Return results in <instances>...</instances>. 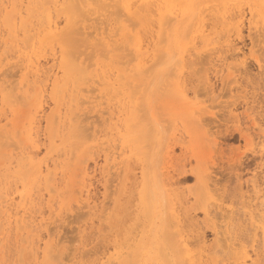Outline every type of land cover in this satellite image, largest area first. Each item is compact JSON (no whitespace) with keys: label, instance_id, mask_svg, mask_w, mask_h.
<instances>
[{"label":"rangeland","instance_id":"rangeland-1","mask_svg":"<svg viewBox=\"0 0 264 264\" xmlns=\"http://www.w3.org/2000/svg\"><path fill=\"white\" fill-rule=\"evenodd\" d=\"M10 1L11 0H8V2L6 0L5 1L3 0L0 3V7L3 9V6H6L7 4L8 5L11 4ZM20 1L21 2L23 1L21 5L24 4L21 9L22 11H24L25 6H27L26 4L27 0L25 3H24L25 0H13L12 5L14 6L15 11L17 8L20 7ZM125 1L126 0H122V1L105 0L104 2H101L100 0H90L91 2L90 5L85 7H80L79 9H77V12L73 11L71 7H68L67 2H65V4L59 3L58 6L56 7L52 6L51 10L53 12L51 11L52 13L51 15L53 19L54 20L58 19V21H60L59 30L57 31L56 35L53 37L52 40L46 39L44 36H42V34L39 31L40 30L39 26H37L39 25V21H41L43 18L42 15L40 14V12L42 13L43 5H41V1L39 0L36 1L28 0L29 3L27 2L29 4L28 7H30V9L31 7H33L34 9V10L32 9L31 11L33 16L31 15L32 18L30 16L29 19L31 21L33 19L35 20L32 21L34 24L31 22V25H33L32 27L33 29L30 30L29 32L30 37H32L29 38L30 40L27 38V36L25 35L23 36L20 30H17L18 32H16L13 38L11 35L12 39H10V37H7L8 35L10 36V34L7 33L8 30L6 28V25L2 24L3 21L1 18L3 17L0 16L1 19L0 23L3 25V26L0 25V50L1 52L2 50L4 52V49H2L1 47H3V45L5 44L4 48H6L5 46L7 45V42H9L10 45L9 48L8 46L7 48L10 50L8 51L6 48L5 51L7 50L6 52H8L9 55L12 54L11 57H8L9 55L8 54H7L8 56L5 55V52L4 53L0 52L1 54H4L5 57L7 56L6 58H4V55L1 56L0 54V58L1 57L4 58V60L1 59L2 61H0L1 62L0 72L2 70V72L0 73V89H5L6 90L5 93L7 94L8 91L10 92L9 89L16 86V88L14 87L15 90L13 88L12 89L17 94V96L19 95L24 96L22 97L24 98L23 101L24 100H26L27 102L29 101V103L26 102L21 103L20 101L19 103L16 104L15 100L17 99V96L15 97L16 99H14L15 96L14 95L13 97H10L13 103H11V105L5 103L6 105H9L8 107H6L4 102L7 101L8 103L9 100L6 99H8L9 97L6 96L5 99L4 96L6 94L3 93L2 90L0 91V108L2 111V112L0 111V117H1L0 119L1 122L3 119L8 120L7 125L5 124L3 125V127L0 126L1 128L0 159H2L3 157L4 158L9 157L8 159H5V161L3 160L4 162L3 161L0 162V165L2 164V166L6 164L5 169L4 166L3 167L0 166V169L1 168L4 169L3 171L5 173H7L8 171V174L3 173L2 170L0 171V176L2 175L4 176V178H6L5 180L1 176L2 178L0 182V187H1L0 195L1 194L4 195V193L6 195V193H8L7 195L9 196L10 194H12V196L10 195V197H7V195L4 196L7 198L3 197L4 198L3 200L0 197L1 198L0 201H4L3 202L4 204H7L6 202H8V206L6 205L7 208L3 203H2L3 205L2 204L0 205L3 206L2 208L0 207L2 210H4V207L7 209V210L5 209L6 211L0 210L4 214L3 216V214L0 212V220H1V216L4 218L1 220L2 222L0 221L2 223V224L0 223V227L2 226L0 230L4 229L6 231V232L5 231L2 232L3 230H1L2 233L0 232V236L2 235L0 237V249H2V251L4 250L6 251V252L5 251L2 252L0 250V264L3 263L4 264H48V263L49 264H59V263L186 264L185 248L186 250L190 249L189 253H191V255L193 254L194 260L198 259L197 261H200L202 259L200 261L202 262V264H204L203 262L207 263V260L210 261L208 262V264H211L213 261L211 259L212 257H214L213 259L217 257L215 260L219 264H222V262H224L225 264H234L236 261L237 263H239L243 259L242 257L244 255L243 253L244 251L246 252L248 251L250 260H252L253 258L255 259L256 257H258L257 255H259V257L256 259L257 260L256 262H259L258 264H264V230H263L264 221L260 220L264 218L263 217L264 214L261 213V212L264 213V168H263L264 167L263 166L264 165V132H261V134L260 132H257L258 128L264 130V27H263L264 0H204L206 1V4L202 3V0H193V7L187 6L188 8L184 13L185 15L182 14L181 16H179V18H177L173 24H171L170 20L167 19H165V21L163 20L162 27L159 24V15L157 11H153L150 13L146 11L145 14L141 0H131V1H135V8L140 13L138 18H135L136 16L131 17L132 18L131 21L130 16L127 17L128 15L125 13L123 8V4ZM38 2L40 3V5L38 4ZM31 3L34 4L32 5ZM171 3L169 7L172 6L175 7L173 5V3L175 4V0L174 2L172 0ZM223 4H225L227 7L233 8L232 12L235 11L237 12L238 9H241V11L244 13L243 15L245 16L243 18H240L241 20L243 19L241 23L242 25L240 24L241 37L238 36L239 37L238 38L237 35L233 33L234 31L233 28H231V24L230 27H226V26L224 27V25L223 26L220 25V28H219V24H217L214 29H217L219 31L218 33H216V30L215 31L213 30L212 33L209 31L207 32L206 30L205 34H209V36L213 35V39L217 37L218 39L216 38L217 40L216 39L214 40H216V42L219 40L218 41L219 43L218 42L215 43L213 39H212L213 43L210 40H209L210 42H207L208 40L204 41L208 39L207 37L201 39L199 42L196 41L200 39L199 37L198 39L196 38L193 41L192 37L196 35V33L193 32L194 29L191 27H193L192 25L196 23V20L195 21L192 20V17L194 18V15L196 13L195 9L198 8L204 9L210 7H219L221 9ZM233 5L236 8H234ZM249 5L254 6L253 11H255L254 12L255 14L253 15V18L250 17V14L248 12ZM7 8H10V5ZM177 8L178 7H175V9ZM160 11H163V8L160 9ZM1 12L3 13V11ZM1 12L0 14H2ZM69 14H71L72 17ZM34 15H38V16H34ZM70 17L71 20L69 19ZM126 17L128 18V20ZM133 19L136 23L133 21ZM138 19H140V21H137ZM195 19L197 18L195 17ZM249 19L250 22H253L250 25L251 27L253 25L254 29L253 27L252 28L249 27L250 26L248 24ZM209 20L210 19L208 16H206L204 19V23L207 25L206 27L207 29L210 25H212ZM190 21L191 22L193 21L195 23L192 22L193 24L192 23L189 24ZM128 22H131V24ZM156 23H158L159 27ZM188 24L189 26L191 25L190 26L191 29L189 28L190 32L186 29L187 28L186 25L188 26ZM195 25L197 26V24ZM228 25L229 24H227V26ZM179 26H181V28ZM196 26H194V28ZM256 27H258L257 29L259 30L255 29ZM123 28L125 31L122 30ZM159 28H161L162 30L161 29L159 30ZM228 28H231L232 31L231 30L229 31ZM172 29H174V31ZM184 29L189 32L188 33L189 36L184 35L185 34V32H183L185 31ZM251 30L253 31L250 32ZM255 30H257L258 32ZM37 31L41 34L40 36H37L38 35ZM145 32H147L148 34ZM152 32L155 33L154 36ZM156 32L159 33L157 34L158 36L156 35ZM5 33L7 34V36L5 35ZM32 33L34 35H32ZM128 33L129 34L131 33L130 36H132L133 33L134 35L132 37L133 39L136 40L138 38H140V40L142 39L141 42H142L143 50H141V52L143 51L145 55L144 56L141 54L144 57L143 60L145 62L144 66L141 68L142 71L144 70L143 68H145L146 66L149 65V63H151V61H153L152 63L154 64V57H155L154 51L157 52L155 57L157 59V60L155 59L157 61V62L155 61L156 64H154L153 66V64L151 63L149 68L147 70L145 69L146 72L145 70L142 72L140 70L137 71L134 69L133 71H135V73L134 74L132 73L131 69L136 67L135 61L136 60L138 61L139 57L135 55L136 52L134 53L135 51L134 41L136 40L131 39L133 42L132 41L130 42L129 38L131 37H129ZM191 33L193 34L191 35ZM250 33H252L251 36ZM29 34L27 35L29 36ZM2 35L3 36L5 35L6 37H3ZM137 35L138 38L136 37ZM149 36L151 37L147 38ZM161 36L163 38L160 40V42H158L160 39L159 37ZM184 36L187 38L184 39ZM26 38L28 39V42ZM37 38L39 39V42L36 41ZM16 39L19 42H16ZM23 39L26 40L22 42ZM148 39L151 40V43ZM250 39L251 40L254 39L255 41L253 40L254 42L252 41L253 43H251ZM2 41L3 42L6 41V42L3 43ZM195 41L197 43H195ZM229 41L230 44L232 43L233 45L232 49L229 45ZM25 42L27 43V45ZM233 43L235 44V46L237 45L238 48L237 47L235 48ZM199 44L203 45V47L200 46ZM215 44L217 45V48L220 50H217V48L214 46ZM148 45H150V47L152 45L151 48H153L154 45L155 48L151 50L149 49ZM210 47L211 49L209 50ZM184 48L186 51H184ZM14 49H15V53H13ZM189 49L192 50V52ZM194 49L196 50L194 51ZM188 50L193 54V56L194 55L196 56V60L194 59L195 56L193 58L192 54L187 53L189 52ZM200 51H202V53ZM207 51L208 54H210L209 56L206 53ZM215 51L217 52L215 53ZM151 52L154 54L151 55L152 54ZM204 52L206 54H203ZM186 54L188 55L189 58L184 56ZM199 54H201V56H199ZM27 55H30V58L32 57L31 60L33 61V63L35 62L34 66H36L37 69L41 68V70L37 71V73L35 74L36 77H38L37 75L41 73V75H39L40 78L38 77L37 79L35 77L34 79V76L32 77L31 75L33 70L25 67L26 65L25 63H27L26 61ZM148 55H151L149 56L150 60L148 59L149 58ZM189 55H191V57ZM37 56L38 57L40 56V58H38ZM152 56L153 58H151ZM20 57L23 59V61ZM197 57L202 59H199ZM255 57L259 59V64L262 63L260 67L257 66V63L255 62L256 61ZM34 58L35 61L33 60ZM37 58L40 62H38ZM178 58L180 59L181 63L177 62ZM186 58L189 59V62H191V59L193 58L194 60L192 61V63L195 64L190 66L187 63L188 61L186 60L188 59ZM243 58H245L244 59L245 60L244 65L246 63L245 68L243 66V63L241 64ZM185 61L186 63L184 64ZM2 62L5 64H2ZM178 63L179 65H177ZM38 64L40 65V67ZM76 64L79 66L81 65L82 68L81 70L84 72L85 69V73L81 71V73L77 75L73 73L74 74L73 75L71 72V69L73 67L69 65H76ZM21 65L23 68L21 67ZM181 65L182 68L180 69ZM60 66L61 68L65 69V71H67L66 72L67 74L68 73L70 74V75L68 74L69 76L66 74L67 79L65 78L66 80H68L69 78V80L67 81L68 84L65 83L66 80L65 82L62 83V84H67V86L69 87L66 88L65 86L64 88V85L62 86V84L60 83L58 87L55 88L53 86L52 88L51 83H54L53 78L59 75V73L61 74V72L57 71L60 68ZM183 66L185 67L186 70H184ZM187 66L192 67V71ZM229 66L230 68L228 69ZM186 67L190 70V73L188 72L189 70ZM223 67H225L226 69ZM234 68L236 71H234ZM240 68L244 69V72L243 70L239 71L238 69ZM227 69L229 72L226 71ZM27 71H29V73ZM42 71H44L46 75L48 74V76L44 75ZM56 71L58 72V74L56 73ZM110 71H112V73ZM180 71H182V73L180 74L184 78L183 80L185 85L182 84L180 85V83H178L179 78H177L176 75H178V72ZM53 72H55V74ZM51 73L52 75L49 76V74ZM25 75L26 76L28 75L27 76L28 78ZM72 75L74 76V78H72ZM109 75L110 78L112 77L111 79L108 78ZM136 75H139L140 77ZM187 75L190 76L187 77ZM24 76L27 79H25ZM41 76L45 77L46 79L44 78L42 80ZM105 76L108 78L107 80ZM47 77L48 78L50 77L49 78L50 82L49 80L47 81L48 79ZM32 78L34 79L35 83ZM253 78H256L254 79V82L252 81ZM39 79H41L42 81ZM127 79L130 80L132 83H130V81L128 82ZM26 80H29L30 84L33 83L31 85L32 87L28 86ZM76 80L78 83L76 82ZM108 80H110L111 83L108 82ZM71 81H73L72 82L73 85H71ZM188 81L190 83H188ZM17 82L18 85L16 84ZM22 82L27 84L25 85L26 87L25 86L23 87ZM36 82L41 84L43 87L41 85L39 86ZM246 85H248V87ZM36 86L38 90L40 89V87H42V89L45 91L47 90V93L45 92L46 94H44V92L41 89L39 90L41 92H39L36 89ZM74 86L76 87V89ZM184 86L186 90L188 89L187 91L183 89ZM18 87H21V91L19 90L20 88ZM210 87L212 88L210 89ZM255 87H257V89ZM27 88H29V90ZM70 88H73L74 92L71 91ZM78 88H80V90ZM251 88L254 90H252ZM54 89L55 91L58 89L59 92L56 93V96L53 99L52 97L55 95V91H53ZM64 89H67V91L69 92L65 90L66 91L65 93L63 91ZM75 90H77L78 93ZM179 90L180 91L182 90L181 93H179L180 92ZM184 90L187 92L186 95L184 94L186 93ZM240 90L244 91V93H246L248 97L244 93H243L244 96L242 95V93L240 94L241 92ZM255 90L256 92L254 93ZM34 91L38 93H35ZM62 91L64 92V94H62L63 93ZM30 92L31 93L34 92V93L31 95ZM248 92L251 93V96L250 93ZM67 93L68 95L69 93H72L70 94V96H72L71 98L75 97L78 98L79 100L77 99L75 100L74 98V101L76 103H73L74 101L72 102L71 98L67 97L68 96ZM182 94L183 97L182 98L179 97L182 96ZM7 95H9V93ZM29 95L32 96V98L29 97L30 100L25 98V96L28 97ZM234 95L235 97H237L235 98V100L233 97ZM36 96L37 97L40 96V97L37 98ZM57 96L58 98L63 97L61 100L63 103L60 101L58 105L57 101L59 102V100L57 99ZM64 96H66L67 98L64 99ZM239 96L240 98L242 97L243 99L242 100L240 98L238 99ZM2 98H4V102ZM249 98H251L252 100ZM63 99L64 101H66L67 103L69 102L72 105L71 106L68 103L72 108L71 109L72 112L74 113L76 112L78 114L79 117H77V114L75 113L77 119H75L76 121H74L73 124L74 127L75 126L77 127V123H78L79 124L78 128L75 127L74 129L72 125L69 126V124L65 120H63V114L68 111L67 110L68 108H66L68 104L65 103ZM232 100L235 103L232 104ZM32 101H34V104L31 103ZM77 101L79 103V106H81V108L78 107L79 109L77 108L78 105ZM229 101H231L232 104L230 108H228L230 104H228V107H226L227 106L226 104L227 102L229 103ZM30 104L34 108L29 107L28 109V105L30 106ZM54 104L55 106H57L55 107V111H56L55 116L56 117L58 116L57 119L55 118L54 113L52 115V112L54 111H51L54 109ZM62 104H63L62 106L63 108H61ZM2 105L3 108L5 109L1 107ZM38 105H42V106L40 107ZM203 106L207 109V111H204V113L202 112V110H200V109L203 110L205 109ZM244 106L246 108H244ZM248 106L250 107L251 110L248 109ZM6 108L7 109L10 108L11 110L10 109L7 110ZM40 108H42L43 110ZM227 108L228 109L233 108L232 112L230 113ZM246 109L248 113L246 112ZM60 110H62V112H60ZM194 110L196 111V113H194L195 112ZM241 110L243 115L240 114ZM7 111H9L12 115L9 114V112ZM27 111H29L30 113L32 112L31 113L32 115ZM58 112L60 113L61 116L58 115L59 114ZM199 112L201 114H199ZM1 113L2 114L5 113V114L2 115ZM36 113L38 116L35 115ZM83 113L85 115H83ZM236 113L238 114L237 125L238 128L240 127L241 130L240 132L236 130L237 127L235 126L236 119H234V115ZM6 114H8L9 116ZM80 114L82 115L80 116ZM245 114L248 116H246ZM232 115L233 118L231 117ZM5 116H8V118L7 117L5 118ZM52 116H54L53 117L54 119L52 118ZM86 117L87 119H84ZM247 117L249 120L247 119ZM25 118L26 120L27 118H29V123L28 120L26 123ZM36 118L40 121V122L38 121L39 123H37ZM18 119L19 121L22 122L25 121V122L20 123ZM120 119H122V121ZM4 120L1 124L7 122ZM51 120H55L54 122H52L53 125L56 122V125L54 126L52 125L53 128L55 127L54 128L55 131L53 130V128L52 131H50ZM79 120H81L80 123L78 122ZM123 120L125 122H127L126 120H129V122L127 123L130 126H126L127 123L123 122ZM233 120L235 121V123ZM59 122H61L62 124H60ZM15 124H17L16 125L17 127L14 126ZM20 124L23 125L21 126ZM35 124H37L36 126H39L38 124L41 125L39 126L41 130L37 129L39 127L35 128L36 126L35 127L33 126L34 128H32V130L34 129L32 131L34 135L32 140L34 139L36 141L27 140L25 135V131L27 129L26 126H28L29 128L30 125L32 127V125ZM223 125H225V127H227L228 130L224 129ZM20 127L21 128L24 127V128L21 129ZM65 127L68 128L66 129ZM17 128H18V132L16 131ZM36 131H40V135H38ZM64 131L65 133L62 137ZM6 132H8V137H10V139L8 137H5ZM44 132L46 136H44L45 135ZM52 132H54V134ZM244 132L245 133L249 132L247 134V136L248 135L249 136L243 137L245 135ZM15 133H18L20 136H22L24 133L25 137L23 135L22 138H20V136L18 137V134ZM13 135H15L16 138ZM57 135L61 136L62 138L59 140L60 137H56ZM205 136L207 139L205 138ZM250 136L252 141L248 140L250 139ZM23 137L26 138L24 139V141L27 140L29 146L26 144L27 142H23ZM36 137L38 138L40 137V138L36 139ZM51 137H53L54 140ZM204 138L206 140H211V141L207 142ZM40 139L42 140L41 143H40ZM50 139H52V141ZM20 141L22 144L19 143ZM31 141L33 142L32 144ZM49 141H51V145H49L50 144ZM23 143H25L24 145H27L25 146L26 149L29 147L27 150L31 149L32 151L31 150L27 151L26 149H23L25 148ZM53 144H55L56 150L53 147ZM40 145L42 147L41 149H40ZM18 146L20 147L16 149V147ZM47 147L49 149H47ZM36 148H39L40 152H38L39 149ZM11 149L12 150L14 149L13 150L14 152H12ZM25 151L26 153L28 152V155L34 157L33 166L31 165H26L25 167L24 166L21 167L22 165L20 166V164L25 163V161L23 160L24 157L26 156ZM167 152L172 159H169V157H167L168 155ZM11 153L13 154L12 156L10 155ZM52 153L55 156V159ZM57 153H61L62 155L59 154L60 155L59 156ZM56 154L58 155L57 157L59 159L56 157ZM35 155H37L38 157ZM106 155L107 158L109 159L105 158ZM15 156L16 158L13 159V157ZM22 156L23 158H20ZM17 158L18 159L20 158L19 161ZM46 158L47 160L48 159L49 160L47 161ZM50 158H53L54 160ZM56 158L58 159V161ZM238 158H240L239 161ZM35 159H37V161ZM13 160H15L16 163ZM12 161H13V165L16 166L17 169L15 167L13 168V165L12 166L9 165V162H11L12 164ZM17 161L20 163L18 164L20 167H18ZM40 161H43L42 165L45 164L44 161H47L48 166L51 164V166H49L50 167L49 170L53 168L51 169V172L53 171L52 173H54V179L52 180L53 182L49 180L50 182L46 184L47 182L42 177L40 178L38 177V179H36L37 181H34L36 178L35 166L40 164ZM54 161H57L56 162L57 164L55 163L52 165ZM241 162L244 164H241ZM58 163L59 165L60 164L61 165L59 166ZM85 163L86 165L84 166L83 164ZM259 164L262 167H259ZM81 165H83V167ZM7 166H9V168H6ZM53 166L55 167L57 166L56 167L57 169L54 168ZM84 167L87 168V171H84L86 170V168ZM25 168L26 169L30 168L31 170L28 169L27 171H24L25 173H22V175L20 173V176L18 175V173H16L19 172L18 170H20V172L21 171L23 172ZM11 169L12 170L15 169L16 172L14 170L11 171ZM62 169H64V171ZM11 173L14 174L11 175ZM59 173L61 174V176L59 175ZM132 173H134L135 176ZM23 174L26 175H24L23 177ZM84 174H86L87 176ZM12 176L14 177L17 176L16 180ZM18 176L20 178V181L24 180V183L20 182L19 180L17 181ZM55 176L56 178L58 177V179H56ZM169 176L171 178H169ZM33 177L34 179L32 181ZM9 179H12V181L10 182ZM39 179L40 180L42 179V181L40 182ZM7 180L9 182L8 185H6L7 183L4 184L7 187L1 185L7 182ZM204 180L206 185L207 182L210 183V185H207L206 187V185L202 184L204 183ZM82 181L87 183L85 184ZM9 184L10 186L12 185L14 188L10 187ZM36 184L39 185V187H37ZM51 185L55 186L54 187L55 190L53 187H51ZM2 186L6 190H3ZM18 186H20L19 190L16 189L18 188ZM43 186L50 187L51 188L50 191L53 190L50 193L51 195H53L51 199L48 194L49 188L46 187V189L48 190L46 191L45 187ZM30 187L32 190L35 187L34 189L35 191H33V193ZM11 190L14 191L15 193L12 192ZM142 190L145 192H143ZM21 192H29L30 195L33 196V197L30 196V198L32 197L31 199L33 201H31L32 204H30L31 206L28 211L31 214L30 217H33V219L29 220L30 217H27L28 220L27 218L26 220L28 221V223L30 221L31 225L32 223H34L33 224L34 229L31 227L30 224L29 227L21 228L18 226L20 224L17 223L18 224L17 227H19L18 231L19 233L21 232L22 235L24 236L26 235L29 237L30 232L32 234L33 231L34 235L33 234L32 235L34 237L30 236L29 238L31 239L28 242L29 245L31 244L30 247L28 243H26L28 241L27 240L28 238L26 239L27 241H25L26 237H22L21 234H20L21 237L19 236V233L16 230V226L13 225L16 224L14 220L11 218L13 220V221L11 220V222H13L11 224H9L8 221H5L6 217L8 216L7 214L13 216L14 214L13 212L20 210L19 205L17 203L19 202L20 204L21 200L19 199L20 195L17 194ZM141 192L143 193L142 194L143 196L141 195ZM172 193H174L175 195ZM169 194H172V196L170 195V197H172L171 199L175 203L172 200L170 201ZM34 196L37 198L40 197V199L38 198L39 202L37 204L39 205L37 206H36V201H38V199L36 198L37 199L36 200ZM256 196L259 198L258 199L255 198ZM17 198L20 201H18ZM184 198H186L187 200V201L185 200V203H184ZM8 199H10L11 202L7 201ZM86 199H87L86 202L87 207L83 205ZM40 200L42 201L40 202ZM14 201H16L17 203L15 202L16 204L13 205L12 202ZM218 203L222 206H219ZM255 203L258 206V210L261 208L260 209L261 211L257 210V207H255L256 205H254ZM10 204L12 205V207H14L13 209L10 206ZM258 204H260L261 206ZM38 206L42 207L40 209H42L41 211H43V213L39 211L40 209ZM37 207L39 210H37ZM229 208L234 209V212H232L233 210L231 211L234 214L230 212ZM11 209L12 211L9 212V210ZM253 209L256 211H254ZM35 210L39 212L37 213V211ZM177 210H180L181 212L184 211L186 212H184L183 215L182 213L180 215V212ZM250 210H252L251 211L252 213L250 212ZM176 211L179 212L178 221H181L183 219L181 223L184 225H182L180 222H177L176 219L177 216H175ZM188 211H189V215L191 216L189 217V219L192 220V218L194 217L193 222L190 220L189 222L188 219H186L188 218L187 216L188 214L185 213H188ZM224 211L225 213H227V215L224 213ZM221 212H222L221 215L223 216L220 215ZM41 213L43 216H41ZM250 213L251 214L254 213L255 219H253L254 216L252 217ZM258 213L261 215L262 218L259 216ZM37 214L38 215L40 214L39 216L41 217V219ZM170 214L173 216L170 217ZM34 215L36 218L34 217ZM224 215H226L228 218H230L229 215L231 216L235 215L234 216V218H236L235 223L231 222V225L227 224L229 223V221H231V218L233 219V216L230 219L226 217L225 218L226 220L225 219L223 220V218L221 217H224ZM249 216H251V218H249ZM180 217H182V219ZM256 217L258 219H256ZM34 218L35 219L39 218L37 219V221L35 220L37 223L33 221ZM250 219L254 221H250ZM3 220L7 223V226L13 225V227L10 226L13 229L10 227H9L10 229L8 230L5 229V227L7 226H4L6 224ZM257 220L262 221L263 222V223L261 222L262 225L261 223H259L260 221ZM38 221L41 222L38 223ZM172 221L175 223L173 224ZM236 222L238 223L237 224L238 226L236 225ZM179 223L181 224V228ZM188 223L190 224L193 223V224L189 225ZM194 223L198 225H195ZM215 223L217 224V227H219L218 225H223V228L224 229L226 228L225 229L226 233L224 232L225 230L222 228V226L219 227L220 229L217 228V231L218 230L219 231L223 230V231L220 232L218 231L217 233V231L214 230L216 229V226L214 225ZM251 223H255V224H251ZM172 224L175 225L176 227H178L179 225V228L174 227ZM234 224L237 226V228L235 227L236 229L232 227V225ZM209 225L214 229L212 230V228L209 227ZM226 225L228 227H231L230 231L229 228L226 227ZM184 226H186V228ZM193 226H195L194 227L195 229L198 227L200 230L197 229L199 231L196 233L195 232L196 230H194ZM183 227L185 229H182ZM254 227L256 228L253 231ZM257 227L260 228L257 230ZM191 228L194 232L192 230H188ZM233 229L236 231L235 235H234L235 231ZM11 230L12 232L14 231L12 233L13 236L16 234V232L18 233L15 235L17 236L16 238L15 236L14 237L11 236V232H9ZM184 230L185 231L187 230V232L192 231L191 232L192 234L190 236L191 238L197 235L196 237L197 239L199 238L202 239V242L200 243L201 245H199L198 243L195 244L196 238L195 240L194 238H192L193 241L191 238L189 237L187 238L186 235L187 233L184 232ZM256 230L257 232H255ZM28 231L30 232L28 233ZM129 231L131 233H129ZM252 231L254 233L251 234ZM199 232L202 233V234L200 233L201 237L200 235L198 236ZM228 232L232 234V236L231 234H228L229 238L231 237L230 239H232V237L234 238V236L236 237V235L238 234L237 238L241 239L239 235L242 236L241 240H243V242L242 241L240 242L239 239L236 240V238L232 240L229 239L230 240L229 241L226 237ZM36 233L37 235H39L40 238H37L38 236L35 235ZM40 233H42L43 235H40ZM184 234L185 236H183ZM9 237H11L10 240ZM181 237L182 238L184 237L183 239L185 238L189 239V241H185L186 244L185 247L184 245L182 246L179 244L180 240H183L181 239ZM22 238L24 239V242L23 240L21 241ZM221 238L222 240L220 241ZM252 238L254 241L251 240ZM259 238L262 239V241ZM11 239L13 240V242ZM33 239L35 240V242H31V240ZM39 239L40 241H38ZM200 239L197 242H200L201 241ZM5 240H8L9 242L7 241L5 242ZM17 240L18 241L20 240L22 243H20V241L18 243ZM223 240H225L224 241L225 244ZM234 241H236V243L240 242L238 243V245L242 243L241 246H243L244 244L243 247L246 246L245 247L246 250L245 249L243 250V248L240 245L239 246L237 245L235 246L236 250L232 251L233 249L232 247L236 245ZM3 242L4 244L7 243L5 246L8 248H5L3 246ZM36 242L37 244H35ZM40 242L41 243L44 242L43 243L44 245L41 244ZM192 242L194 243L195 246L198 244L197 246H199V248L197 249L196 248L197 246L196 247L193 246ZM1 243L4 249L1 248ZM47 243L50 244L51 246L50 245L47 246ZM230 243L232 244L231 248H230L231 246ZM25 245L26 246L28 245L27 246L28 250ZM32 245L33 247H31ZM35 245L36 246L39 245L38 247L40 248L37 247L38 249L36 250ZM189 245L190 248L188 247ZM224 245H227L226 248L230 251H226ZM41 247L45 248V253H47V251L48 253L50 252L52 253V254L50 253L51 255L49 256L54 255L58 251L57 252L58 254L56 253L58 256H55V258H53L54 256H52L51 258L54 259L52 260L51 258H48L46 254L45 256L47 258H45L42 255L44 254L42 253L44 249H42ZM206 247L208 249V252L210 250L209 253L205 252L207 251ZM237 247H240L241 249ZM30 248L33 249L31 250ZM178 248L180 250H178ZM194 248L196 251L191 252L192 249L194 250ZM200 248H202L201 252L202 253L204 252L205 254L204 256L205 259H203L204 254L202 253L200 254ZM203 249L205 251H203ZM253 249H255L254 252ZM37 251L39 252V254L41 252V254L38 255ZM238 251L242 252L241 259L237 258V260H235L234 262V259H236L235 258L236 255L238 256ZM35 252H36L35 255L36 257L34 256ZM117 252L119 253L117 254ZM120 252L123 254H121ZM255 252H256V257H255ZM198 253L200 254V256L202 255L201 256L202 258L199 256ZM119 254L122 256H120ZM208 254L209 256L211 255L212 257L209 258ZM194 255L197 256V258ZM1 256H3V258ZM64 257L66 258L64 259ZM124 257L127 259V261L124 259ZM27 258H29V260ZM32 258H34V262H32L33 261ZM254 259L253 261L247 259V262L249 260L250 261L249 263L253 264L255 261ZM105 260L107 262L109 260L110 261L107 263ZM123 260H125V262ZM102 261L106 263H103ZM216 262L214 261L213 264H217ZM256 262L254 264H257Z\"/></svg>","mask_w":264,"mask_h":264},{"label":"bare ground","instance_id":"bare-ground-1","mask_svg":"<svg viewBox=\"0 0 264 264\" xmlns=\"http://www.w3.org/2000/svg\"><path fill=\"white\" fill-rule=\"evenodd\" d=\"M2 1H3V0H1L0 3H1ZM4 1H5V0H4ZM6 1L8 2V0H6ZM12 1H13V0H11V1H10L11 4H9V5H10V8H7V7L9 6L8 4H7L8 6H7V5H6V6H3V9L0 7V8H1L0 10L3 11V13L0 11V12L2 13V14H0V16L3 17V18H1L2 21H3L2 24H3V25H6V28H7V30H8L7 33H9L10 36H9V35L7 36L6 33H5V35H6L7 37H10V39H12L13 36H15L16 32H18L17 30H20V31L22 32L23 36H24V35L27 36L28 39H29V38H32V37H30L29 32H30V30L33 29V28H32L33 25H31V22H32L34 19H33L32 21L29 19L30 16L32 15L31 11H32V9H33V7H31V9H30V7H28V6H29L28 3H29L30 1L28 2V0H27L28 3L26 2V0L24 1V3L26 2V4H27V6H25V8H24V11L21 10V9H22V6L24 5V4L21 5L23 1H22V2L20 1V7L17 8L16 11H15V9H14V6L12 5ZM33 1H34V0H33ZM35 1H36V0H35ZM39 1H41V5H43V7H42V8H43L42 13L40 12V14L42 15L43 18L40 16V17L42 18V20L39 21L41 18L38 20V21H39V25H37V26H39V29H40L39 31H40V33L42 34V36H44L46 39H49V40H52L53 37L56 35L57 31L59 30V23H60V21H58V19H57V20H54L53 17H52V15H51V14H52V13H51V11H52L51 8H52V6H53V7H56V6H58L59 3H60V4H62V3L65 4V2H67V6H68V7H71V9H72L73 11L77 12V9H79L80 7H85V6H88V5L91 4L90 0H39ZM100 1H101V2H104L105 0H100ZM121 1H122V0H121ZM203 1H204V0H202V3L206 4V1H204V2H203ZM15 2H16V1H15ZM18 2H19V1H18ZM141 2H142V4H143V8H144L143 10L145 11V14H146V11L149 12V13H150V12H153V11H157V13H158V15H159V24H160L161 27H162L163 20H164V21H165V19L170 20L171 24H173V23L175 22V20H176L177 18H179V16H181L182 14L185 13V11L187 10L188 7H190V6L193 7V0H175V4L173 3V5H174L175 7H178L177 9H175V7H173V6H172V7H169V6H170V3L172 2V0H141ZM173 2H174V0H173ZM36 3H37V2H36ZM185 3H186V5H185ZM31 4L33 5L34 3H31ZM38 4L40 5L39 2H38ZM171 4H172V3H171ZM18 5H19V4H18ZM187 6H188V7H187ZM15 7H16V6H15ZM161 7L163 8V11H160V9H162ZM220 7H221V6H220ZM233 7H234V5H233ZM123 8H124L125 13L128 15L127 17H129V16H130V18H131V17H135V16H136L135 18H138V17H139V14H140V13H139L138 10L135 8V1L126 0V1L124 2V4H123ZM234 8H236V7H234ZM238 8H239V6H238ZM238 8H237V9H238ZM253 8H254V6H251V5H249V7H248V12H249L251 18H253V15L255 14V13H254L255 11H253ZM141 9H142V8H141ZM232 9H233V8H231V7H227L225 4H223V6L221 7V9H220L219 7H210V8H204V9H203V8L195 9V10H196V13H195V15H194V18L192 17V20H194V21L196 20V23L193 22V21H192V22L195 23V24H197V26L194 24V25H192L193 27H191V28L194 29L193 32L196 33V35H194V36L192 37V40L194 41L196 38L198 39V37H199L200 39L196 40V41L199 42L201 39H204V38L207 37L208 39H206V40H204V41H207V40H208L207 42H210V41L212 42V39H213V35L211 34L212 31H213V30H214V31L216 30V33L219 32L217 29H214V28L216 27L217 24H219V28H220V25H222V26L224 25V27H225V26H226V27H230V24H231V28H233V31H234L233 33H234L235 35H237V37L240 36V35H241V32H240V24H241L242 21H243V19L241 20L240 18H243L245 15H243L244 13L241 11V9H238L237 12H236V11H235V12H232ZM33 10H34V9H33ZM35 10H36V9H35ZM36 11H37V10H36ZM73 11H71V12H73ZM52 12H53V11H52ZM23 13H24V14H23ZM67 13H68V11H67ZM40 14H39V15H40ZM71 14H72V13H71ZM71 14H69V15L71 16ZM72 15H73V14H72ZM149 15H150V14H149ZM184 15H185V14H184ZM189 15H190V14H189ZM32 16H33V15H32ZM32 16H31V18H32ZM34 16H38V15H34ZM206 16L209 17V19H210L209 21H210L211 24H212V25H210V26L208 27V29L206 28L207 25L204 23V19H205ZM71 17H72V16H71ZM71 17L69 18L70 20H71ZM127 17H126V18H127ZM167 17H168V18H167ZM195 17H196L197 19H195ZM33 18H35V17H33ZM66 18H67V17H66ZM130 18H129V19H130ZM183 18H184V16H183ZM185 18H186V17H185ZM189 18H190V16H189ZM245 18H246V17H245ZM1 19H0V20H1ZM37 19H38V18H37ZM235 19H236V20H235ZM127 20H128V18H127ZM187 20H188V19H187ZM239 20H241V21H239ZM34 21H35V20H34ZM131 21H132V18H131ZM133 21H134V19H133ZM137 21H140V19H138ZM141 21H142V20H141ZM151 21H152V20H151ZM154 21H155V20H154ZM154 21H153V22H154ZM180 21H181V20H180ZM251 21H252V19H251ZM262 21H263V18H262ZM134 22H135V21H134ZM145 22H146V21H145ZM149 22H150V21H149ZM157 22H158V21H157ZM167 22H169V21H167ZM192 22L190 21L189 24H191ZM32 23H33V22H32ZM128 23L131 24V22H128ZM135 23H136V22H135ZM164 23H166V22H164ZM178 23H179V22H178ZM178 23H177V24H178ZM193 23H192V24H193ZM251 23H253V22H250V19H249V20H248V24L250 25ZM2 24L0 23V25H2ZM33 24H34V23H33ZM156 24L158 25V23H156ZM189 24H188V26H189ZM227 24H229V25L227 26ZM3 25H2V26H3ZM144 25H145V24H144ZM149 25H151V24H149ZM180 25H181V24H180ZM241 25H242V24H241ZM136 26H137V25H136ZM142 26H143V24H142ZM188 26L186 25V27H187L186 29L190 32V29H191L190 26H191V25H190L189 27H188ZM194 26H196V27L194 28ZM222 26H221V27H222ZM256 26H257V25H256ZM134 27H135V26H134ZM134 27H132V28H134ZM151 27H154V26H151ZM158 27H159V25H158ZM179 27L181 28V26H179ZM249 27H251V25H250ZM252 27H253V25H252ZM252 27H251V28H252ZM263 27H264V26H263ZM142 28H143V27H142ZM145 28H146V27H145ZM173 28H174V27H173ZM183 28H184V27H183ZM189 28H190V29H189ZM231 28H228V30H229V31H230V30L232 31ZM251 28H250V29H251ZM257 28H258V27H256L255 29H257ZM2 29H3V28H2ZM2 29H1V30H2ZM125 29H126V28H125ZM150 29H151V28H150ZM152 29H153V28H152ZM160 29H161V28H159V30H160ZM221 29H222V28H221ZM253 29H254V27H253ZM122 30H124V28H123ZM161 30H162V29H161ZM172 30L174 31V29H172ZM178 30H179V29H178ZM184 30H185V29H184ZM187 30L183 31V32H185V34H184L185 36H187L188 33H189ZM206 30H207V32H208V31L211 32L210 34H211L212 36H209V34H205V31H206ZM257 30H259V29H257ZM257 30H255V31H257ZM124 31H125V30H124ZM129 31H130V30H129ZM146 31H147V29H146ZM191 31H192V30H191ZM229 31H228V32H229ZM252 31H253V30H251L250 32H252ZM255 31H254V33H255ZM126 32H127V31H126ZM162 32H163V31H162ZM207 32H206V33H207ZM248 32H249V30H248ZM257 32H258V31H257ZM262 32H263V30H262ZM40 33L37 31V34H38L37 36H40V35H41ZM145 33H147V32H145ZM148 33H149V31H148ZM148 33H147V34H148ZM152 33H153V32H152ZM152 33H151V34H152ZM27 34H29V36H28ZM154 34H155V33H153V36H154ZM157 34H159V33L156 32V35H157ZM192 34H193V33H191V35H192ZM214 34H215V33H214ZM251 34H252V33H250V36H251ZM5 35H4V36L2 35V36H3V37H6ZM11 35H12V38H11ZM32 35H34V34L32 33ZM32 35H31V36H32ZM128 35H129V37H131V38H129L130 40L128 39V40L131 42V41H132L131 39H133L132 37H133L134 35H133V33H132V36H130L131 33H130V34L128 33ZM128 35H127V37H128ZM156 35H155V36H156ZM161 35H162V34H161ZM182 35H183V34H182ZM16 36H17V35H16ZM145 36H146V35H145ZM157 36H158V35H157ZM175 36H176V35H175ZM185 36H184V39L187 38V37H185ZM188 36H189V35H188ZM121 37H122V34H121ZM136 37L138 38V35H137ZM150 37H151V36H149V37H147V38H150ZM182 37H183V36H182ZM209 37H210V38H209ZM240 37H241V36H240ZM17 38H18V37H17ZM23 38H24V37H23ZM27 38H26V39H27ZM134 38H135V37H134ZM144 38H145V37H144ZM152 38H153V37H152ZM159 38H160L159 41H158V39H157L158 42H160V40H161L163 37L161 36V37H159ZM169 38H170V37H169ZM172 38H173V37H172ZM177 38H178V37H177ZM216 38H217V37H215L214 39H216ZM227 38H228V37H227ZM229 38H230V37H229ZM238 38H239V37H238ZM251 38H252V37H251ZM7 39H8V38H7ZM10 39H9V41H10ZM26 39H25V40H26ZM28 39H27V42H28ZM138 39H139V40H138ZM138 39H137V40H136V39H133V40H136V41H134V42H135V44H134V50H135V51H134V50H133V51H134V53L136 52L135 55L139 57V58H138V61H137V60L135 61V63H136V67L134 66L135 68L131 69L133 74L135 73V71H133L134 69L137 70V71H139V70L142 71L141 68H142V67L144 66V64H145V62H144V60H143L144 57L142 56V55H144V52H143V51L141 52V50H143V48H142V42H141L142 39H141V40H140V38H138ZM214 39H213V41H215V43H217V42L219 41V40H218V41L216 42V40H217L218 38H217L216 40H214ZM25 40L23 39V41H22V40H21V41L24 42ZM29 40H30V39H29ZM148 40H149L150 43H151V40H150V39H148ZM148 40H147V41H148ZM154 40H155V39H154ZM209 40H210V41H209ZM250 40H251V39H250ZM253 40H254V39L251 40V43H253V42L256 40V38H255L254 41H253ZM36 41L39 42V39L37 38ZM147 41H146V42H147ZM149 41H148V42H149ZM157 41H156V42H157ZM180 41H181V40H180ZM196 41H195V43H197ZM252 41H253V42H252ZM2 42H3V41H2ZM5 42H6V41H4L3 43H5ZM16 42H19V41H17V39H16ZM132 42H133V41H132ZM152 42H153V39H152ZM161 42H162V41H161ZM20 43H21V42H20ZM25 43H26V42H25ZM25 43H24V44H25ZM47 43H48V42H47ZM150 43H149V44H150ZM154 43H155V42H154ZM154 43H153V44H154ZM181 43H182V42H181ZM181 43H180V44H181ZM186 43H187V42H186ZM212 43H213V42H212ZM212 43H211V44H212ZM218 43H219V42H218ZM12 44H13V43H12ZM132 44H133V43H132ZM180 44H179V45H180ZM233 44H234V43H233ZM2 45H3V44H2ZM2 45H1V46H2ZM4 45H5V44H4ZM4 45H3V47H1V48L4 49L5 55H7L8 52H6V51H7V50H8V51L10 50V49H8L10 43L7 42V45H6L5 47L7 48V46H8V48H7L6 51H5L6 48H4ZM26 45H27V43H26ZM199 45H200V44H199ZM206 45H209V44H206ZM229 45H230V47H231V49H232L233 45H232V43L230 44V41H229ZM11 46H12V45H11ZM20 46H21V45H20ZM28 46H29V45H28ZM148 46H149V49H151V50H152L153 48H155L154 45H153V48H151L152 45H151V47H150V45H148ZM155 46H156V45H155ZM182 46H183V44H182ZM182 46H181V47H182ZM191 46H192V44H191ZM193 46H194V45H193ZM200 46L203 47V45H200ZM214 46L217 48V45H216V44H215ZM221 46H222V45H221ZM253 46H254V45H253ZM26 47H27V46H26ZM176 47H177V46H176ZM176 47H175V48H176ZM211 47H212V45H211ZM211 47L209 48V50L211 49ZM230 47H229V48H230ZM234 47L236 48L237 45L235 46V44H234ZM251 47H252V46H251ZM11 48H12V47H11ZM21 48H22V47H21ZM200 48H201V47H200ZM206 48H207V47H206ZM216 48H215V49H216ZM237 48H238V47H237ZM17 49H18V48H17ZM182 49H183V48H182ZM190 49H191V48H190ZM190 49H189V50H190ZM227 49H228V48H227ZM18 50H19V49H18ZM52 50H53V49H52ZM171 50H172V49H171ZM189 50H188V51H189ZM195 50H196V49H194V51H195ZM205 50H206V49H205ZM217 50H220V49L217 48ZM229 50H230V49H229ZM229 50H228V51H229ZM233 50H234V48H233ZM236 50H238V49H236ZM146 51H147V50H146ZM184 51H186L185 48H184ZM184 51H183V52H184ZM190 51L192 52V50H190ZM190 51L187 52V53L192 54ZM194 51H193V52H194ZM0 52H1V50H0ZM4 52H3V50H2L1 53H4ZM18 52H19V51H18ZM18 52H17V53H18ZM147 52H148V51H147ZM181 52H182V51H181ZM200 52L202 53V51H200ZM216 52H217V51H215V53H216ZM1 53H0V54H1ZM10 53H11V52H10ZM13 53H15V49H14V52H13ZM151 53H152V52H151ZM154 53H155V54H154ZM154 53H152L151 55L154 54L155 57H156V53H157V52L154 51ZM206 53L208 54V51H207ZM206 53L204 52L203 54H206ZM211 53H213V52H211ZM20 54H21V53H20ZM27 54H28V53H27ZM141 54H142V55H141ZM145 54H147V53H145ZM163 54H164V53H163ZM172 54H173V53H172ZM174 54H175V53H174ZM203 54H202V55H203ZM2 55H4V54H1V56H2ZM5 55H4V58H6L9 54H8L6 57H5ZM11 55H12V54H11ZM11 55H9L8 57H11ZM17 55H18V54H17ZM21 55H22V54H21ZM52 55H53V54H52ZM151 55H148V57L151 56ZM158 55H159V54H158ZM209 55H210V54H208V56H209ZM213 55H214V54H213ZM243 55H244V54H243ZM13 56H14V54H13ZM13 56H12V57H13ZM136 56H135V57H136ZM140 56H141L142 58H141ZM144 56H145V55H144ZM161 56H162V55H161ZM184 56L188 57L187 54L184 55ZM189 56L191 57V55H189ZM192 56H193V54H192ZM194 56H195V55H194ZM194 56H193V58H194ZM199 56H201V54H199ZM206 56H207V55H206ZM37 57H38V56H37ZM155 57H154V64H156V62H157V61H156L157 59H156ZM159 57H160V56H159ZM182 57H183V56H182ZM4 58L1 57V58H0V61H2L1 59L4 60ZM20 58H21V57H20ZM20 58H19V59H20ZM24 58H25V57H24ZM31 58H32V57H31ZM31 58H30V55H27V56H26V61H27V63H25V64H26L25 67L28 68V69L33 70V72H32L31 75H32V77L34 76V79H35V77H36L35 74L37 73V71H40L41 68H40V69L38 68V69H39V70H38L37 67L34 66V63H35V62L33 63V61L31 60ZM38 58H40V56H39ZM38 58H37V60H38ZM53 58H55V57H53ZM53 58H52V59H53ZM151 58H153V56H152ZM184 58H185V57H184ZM188 58H189V57H188ZM188 58H186V59H188ZM193 58L191 59V62H189V59H188V60L185 59L186 61H188L187 63H188L190 66H192V65L195 64V63H192V61H193L194 59L196 60V56H195L194 59H193ZM197 58H199V57H197ZM10 59H11V58H10ZM21 59H22V58H21ZM21 59H20V60H21ZM136 59H137V58H136ZM148 59L150 60V57H149ZM155 59H156V60H155ZM158 59H159V58H158ZM181 59H182V58H181ZM199 59H202V58H199ZM224 59H225V58H224ZM244 59H245V58L242 59L241 64L243 63V66H244V68H245L246 63H245V65H244V62H245ZM6 60H7V59H6ZM33 60L35 61V58H34ZM178 60H179V61H178ZM222 60H223V59H222ZM255 60H256V61H255ZM255 60H254V61L257 63V66L260 67L262 63L259 64V59H257L256 57H255ZM22 61H23V59H22ZM24 61H25V60H24ZM155 61H156V62H155ZM181 61H182V60H181ZM186 61L184 62V64L186 63ZM198 61H199V60H198ZM4 62H5V61H4ZM38 62H40V61L38 60ZM147 62H148V61H147ZM147 62H146V63H147ZM152 62H153V61H151V63H152ZM177 62H180V59H179V58L177 59ZM182 62H183V61H182ZM199 62H200V61H199ZM151 63H149V65L147 64L148 66H146V67L143 68V69H144V70H145V69L147 70V69L149 68V66H150ZM174 63H176V62H174ZM180 63H181V62H180ZM0 64H1V62H0ZM2 64H5V63L2 62ZM36 64H37V63H36ZM39 64H40V63H39ZM39 64H38V65H39ZM41 64H42V62H41ZM152 64H153V63H152ZM154 64H153V66H154ZM184 64H183V65H184ZM134 65H135V64H134ZM177 65H179V63H178ZM255 65H256V64H255ZM3 66H5V65H3ZM42 66H43V65H42ZM69 66L73 67V68L71 69L72 74L75 73V74L77 75V74L81 73V71H82V70H81V69H82V68H81V65L79 66V65L76 64V65H69ZM151 66H152V65H151ZM184 66H185V65H184ZM184 66H183V68H184V70H186ZM190 66H187V67H189V69H191V71H192V67H190ZM21 67H22V65H21ZM39 67H40V65H39ZM187 67H186V68H187ZM22 68H23V67H22ZM181 68H182V65L180 66V69H181ZM223 68H225V67H223ZM229 68H230V66L228 67V69H229ZM241 68H242V65H241ZM241 68H240V69H241ZM261 68H262V67H261ZM83 69H84V68H83ZM187 69H188V68H187ZM189 69H188V70H189ZM225 69H226V68H225ZM228 69H227L226 71H228ZM240 69H238V70H239V71H242V70H243V72H244V69H241V70H240ZM246 69H247V67H246ZM109 70H110V69H109ZM109 70H108V71H109ZM144 70H143V71H144ZM146 70H145V72H146ZM175 70H177V69H175ZM238 70H237V71H238ZM3 71H4V69H3ZM57 71H58V72H61V74L59 73V75H57V74H58ZM57 71H56V73H57L56 75H57V76H55V78H53V79H54V83H51V84H52V85H51L52 88H53V86H54L55 88L58 87L60 83L62 84V83L65 82V80L67 79V78H66V74H67L66 72H67V71H65V69L61 68V66H60V68H59ZM143 71H142V72H143ZM234 71H236L235 68H234ZM258 71H259V70H258ZM258 71H257V72H258ZM260 71H261V70H260ZM1 72H2V70H1ZM1 72H0V73H1ZM27 72L29 73V71H27ZM42 72L44 73V75H46V73H45L44 71H42ZM71 72H70V73H71ZM82 72H83V71H82ZM110 72L112 73V71H110ZM188 72L190 73V70H189ZM219 72H220V70H219ZM228 72H229V71H228ZM230 72H231V71H230ZM243 72H242V73H243ZM38 73H39V72H38ZM43 73H42V74H43ZM53 73L55 74V72H53ZM83 73H85V69H84V72H83ZM180 73H182V71L178 72V75H176L177 78H179V82H178V83H180V85H181V84H182V85H185V84H184V80H183L184 78H183V76H181ZM217 73H218V72H217ZM240 73H241V72H240ZM20 74H21V73H20ZM25 74H27V73H25ZM54 74H53V75H54ZM68 74H69V73H68ZM68 74H67V75H68ZM143 74H144V73H143ZM183 74H184V71H183ZM246 74H247V73H246ZM260 74H261V73H260ZM39 75H41V73H40ZM39 75H37V76L39 77ZM44 75H42V76H44ZM50 75H52V73L49 74V76H50ZM69 75H70V74H69ZM69 75H68V76H69ZM73 75H74V74H73ZM73 75H72V78H74ZM104 75H105V74H104ZM104 75H103V76H104ZM233 75H234V74H233ZM258 75H259V74H258ZM25 76H26V75H25ZM25 76H24V78H25ZM27 76H28V75H27ZM27 76H26V77H27ZM42 76H41V77H42ZM46 76H48V74H47ZM136 76H139V75H136ZM189 76H190V75H189ZM189 76L187 75V77H189ZM38 77H36V78L38 79ZM53 77H54V76H53ZM78 77H79V75H78ZM105 77H106V76H105ZM105 77H102V78H105ZM139 77H140V76H139ZM224 77H225V74H224ZM224 77H223V78H224ZM226 77H227V76H226ZM233 77H234V76H233ZM254 77H255V76H254ZM256 77H257V76H256ZM24 78H23V79H24ZM27 78H28V77H27ZM27 78H25V79H27ZM39 78H40V77H39ZM44 78H45V77H42V80H43ZM47 78H48V77H47ZM49 78H50V77H49ZM49 78L47 79V81L49 80V82H50V79H49ZM65 78H66V79H65ZM70 78H71V76H70ZM75 78H76V77H75ZM83 78H84V77H83ZM86 78H87V77H86ZM102 78H100V79H102ZM108 78L111 79L112 77L110 78V75H109ZM108 78L106 77V80H107ZM130 78H131V77H130ZM221 78H222V77H221ZM242 78H243V77H242ZM247 78H249V77H247ZM247 78H246V79H247ZM32 79H33V78H32ZM32 79H31V80H32ZM34 79H33V81H34ZM45 79H46V78H45ZM87 79H88V78H87ZM234 79H235V78H234ZM254 79H256V78H253V79H252L253 82H254ZM29 80H30V78H29ZM29 80H26V81H27L28 86H31L33 83L30 84V83H29ZM39 80H41V79H39ZM42 80H41V81H42ZM68 80H69V78H68ZM68 80H66L65 83L68 84V82H67ZM127 80H128V79H127ZM185 80H186V78H185ZM187 80H188V79H187ZM26 81H25V83H26ZM47 81H45V82H47ZM52 81H53V80H52ZM52 81H51V82H52ZM60 81H61V82H60ZM73 81H74V80H73ZM73 81H71V85H73V84H72ZM104 81H105V80H104ZM129 81H130V80H128V82H129ZM220 81H222V80H220ZM223 81H224V79H223ZM252 81H250V82H252ZM23 82H24V81H23ZM23 82H22V85H23V87H24V86L27 85V84H25V83H23ZM39 82H40V81H39ZM43 82H44V81H43ZM76 82H77V80H76ZM106 82H107V81H106ZM108 82H110V80H108ZM245 82H246V80H245ZM19 83H20V82H19ZM34 83H35V81H34ZM36 83H37V82H36ZM69 83H70V82H69ZM77 83H78V82H77ZM110 83H111V82H110ZM113 83H114V82H113ZM113 83H112V84H113ZM130 83H132V82L130 81ZM134 83H135V82H134ZM175 83H176V82H175ZM188 83H190V82L188 81ZM16 84L18 85V82H17ZM29 84H30V85H29ZM37 84H38L39 86L41 85V84H39V83H37ZM46 84H47V83H46ZM46 84H45V85H46ZM48 84H49V83H48ZM67 84H62V86L64 85V88H65V86H66V88H67V87H69V86H67ZM251 84H252V83H251ZM255 84H257V83H255ZM113 85H114V84H113ZM113 85H112V86H113ZM118 85H119V84H118ZM178 85H179V84H178ZM210 85H211V84H210ZM252 85H253V84H252ZM258 85H259V84H258ZM41 86H42V85H41ZM46 86H47V85H46ZM75 86H76V85H75ZM75 86H74V87H75ZM110 86H111V85H110ZM246 86L248 87V85H246ZM14 87L16 88V86H14ZM14 87H12V88L14 89ZM21 87H22V86H21ZM21 87H18V88H20V89H19L20 91H21ZM23 87H22V88H23ZM25 87H26V86H25ZM31 87H32V86H31ZM42 87H43V86H42ZM42 87H40V89L44 92V94H46V93H47V90H46V91L43 90ZM78 87H79V86H78ZM258 87H259V86H258ZM12 88L9 89L10 92L7 90L8 93H9V95H7L8 93H7V94L5 93V92H6L5 89H0V91L2 90V92L6 94V95L4 94V95H5L4 98H5L6 96L9 97L8 99L5 98L6 100H9L8 103H7V101L4 102V98H2L4 104L6 103V104L11 105V103H13V101L11 100L10 97H13L14 95H15V96H14V99H16L15 97L17 96V94L14 92L15 89L13 90ZM34 88H35V87H34ZM45 88H46V87H45ZM48 88H50V87H48ZM211 88H212V87H210V89H211ZM244 88H246V87H244ZM255 88L257 89V87H255ZM27 89L29 90V88H27ZM36 89H37V86H36ZM40 89H39V90H40ZM46 89H47V88H46ZM68 89H69V88H68ZM70 89H71V91H73V88H70ZM75 89H76V87H75ZM78 89L80 90V88H78ZM180 89H181V88H180ZM183 89H185V86L183 87ZM183 89H182V90H183ZM251 89H252V88H251ZM30 90H31V88H30ZM37 90H38V89H37ZM39 90H38V91H39ZM65 90L67 91V89H64V90H63V91L66 93ZM82 90H83V89H82ZM182 90H181V91H182ZM185 90H186V89H185ZM185 90H184V91H185ZM187 90H188V89H187ZM187 90H186V91H187ZM242 90H243V89H242ZM244 90H246V89H244ZM247 90H248V88H247ZM252 90H254V89H252ZM32 91H33V90H32ZM53 91H55V89H54ZM53 91H52V92H53ZM56 91H57V92H56ZM56 91H55V95H54V93H53V95H54V96L52 97L53 99H54V97L56 96V93L59 92L58 89H57ZM63 91H62V92H63ZM75 91L78 93L77 90H75ZM179 91H180V90H179ZM181 91H180L179 93H181ZM186 91H185V92H186ZM240 91H241V90H240ZM34 92H35V91H34ZM34 92H32V93L30 92L31 95H32ZM39 92H41V91H39ZM45 92H46V93H45ZM64 92H63L62 94H64ZM67 92H69V91H67ZM73 92H74V91H73ZM76 92H75V93H76ZM255 92H256V90L254 91V93H255ZM3 93H2V94H3ZM17 93H18V92H17ZM35 93H38V92H35ZM77 93H76V94H77ZM241 93H242V95H243L244 91H241L240 94H241ZM248 93H250V92H248ZM25 94H26V93H25ZM70 94H72V93H69V95H68V93H67V95H68L67 97L71 98L72 96H70ZM79 94H80V93H79ZM184 94L186 95L187 92L184 93ZM244 94L247 95L246 93H244ZM252 94H253V93H252ZM36 95H38V94H36ZM57 95H58V94H57ZM236 95H237V94H236ZM44 96H45V95H44ZM243 96H244V95H243ZM250 96H251V93H250ZM2 97H3V96H2ZM22 97H24V96H20V95L17 96V99L15 100L16 102H15V101H14V102H15L16 104L19 103L20 101H21V103H24V102L29 103V101H28V102H27L26 100L23 101L24 98H22ZM29 97L32 98V96H30V95H29L28 97L25 96L26 99L30 100ZM36 97H37V96H36ZM39 97H40V96H39ZM39 97H37V98H39ZM61 97H62V96H61ZM67 97L64 96V99L67 98ZM76 97H77V95H76ZM179 97L182 98V97H183V94H182V96H179ZM233 97H234V100H235V98H237V97H235V95H234ZM233 97H232V99H233ZM247 97H248V95H247ZM247 97H246V98H247ZM252 97H254V96H252ZM255 97H256V94H255ZM41 98H42V97H41ZM62 98H63V97H62ZM62 98H60V97L58 98V96H57V99L59 100V102L56 100L57 103H58V105H59L60 101L62 100ZM74 98H75V97H74ZM74 98H71V101H72V102L74 101ZM239 98H240V96L238 97V99H239ZM33 99H34V98H33ZM42 99H43V98H42ZM53 99H52V100H53ZM64 99H63V101H64ZM76 99L79 100L78 98H75V100H76ZM240 99L242 100L243 98L241 97ZM244 99H245V97H244ZM249 99H251V98H249ZM66 100H67V99H66ZM251 100H252V99H251ZM251 100H250V101H251ZM254 100H255V99H254ZM17 101H18V102H17ZM35 101H36V100H35ZM43 101H44V100H43ZM43 101H42V102H43ZM71 101H70V102H71ZM245 101H246V100H245ZM9 102H10V103H9ZM61 102H62V101H61ZM64 102L67 103L66 101H64ZM72 102H71V103H72ZM80 102H81V101H80ZM87 102H88V101H87ZM248 102H249V101H248ZM251 102H252V101H251ZM21 103H20V105H21ZM31 103L34 104V101H32ZM54 103H55V101H54ZM57 103H56V105H57ZM62 103H63V102H62ZM68 103H69V102H68ZM68 103H67V104H68ZM73 103H76V102L74 101ZM81 103H82V102H81ZM83 103H84V102H83ZM193 103H194V102H193ZM223 103H224V102H223ZM223 103H222V104H223ZM233 103H235V102H233V100H232V104H233ZM242 103H243V102H242ZM249 103H250V102H249ZM6 104H5V105H6ZM16 104H13V105H16ZM67 104H66V105H67ZM69 104H70V103H69ZM69 104H68V105H69ZM77 104H78V105H77ZM77 104H76V105H77V108H78V107L81 108V106H79L78 101H77ZM191 104H192V103H191ZM220 104H221V103H220ZM228 104H230L229 107H228ZM232 104H231V101H229V103L227 102V104H226L227 106H226V107L230 108V106H231ZM252 104H253V103H252ZM5 105H4V106H5ZM9 105H6V107H8ZM18 105H19V104H18ZM68 105H67V107H66V108H68V109H67L68 111H67L66 113L63 114V120H65V121L69 124V126H70V125L73 126L74 121H76L75 119H77V117H79V116H78V114L75 112V113L77 114V117H76V114H75L74 112H72V110H71V109H72V108L70 107L71 104H70L69 106H68ZM73 105H74V104H73ZM245 105H246V103H245ZM247 105H248V104H247ZM38 106L41 107L42 105H38ZM62 106H63V104L61 105V108H63ZM71 106H72V105H71ZM209 106H210V105H209ZM213 106H215V105H213ZM224 106H225V105H224ZM241 106H242V105H241ZM251 106H252V105H251ZM1 107L3 108V105H2ZM10 107H11V106H10ZM29 107L34 108V107H32L31 104H30V106L28 105V109H29ZM55 107H57V106H55V104H54V109L51 110V111H54V112H52V115H53V113H54V116L56 115V113H55V112H56V111H55ZM64 107H65V104H64ZM69 107H70V109H69ZM75 107H76V106H75ZM203 107H204V106H203ZM211 107H212V106H211ZM226 107H224V108H226ZM31 108H30V109H31ZM61 108H60V109H61ZM66 108H65V109H66ZM79 108H78V109H79ZM201 108H202V107H201ZM204 108H205V107H204ZM228 108H227V109H228ZM244 108H246V107L244 106ZM3 109H5V108H3ZM6 109H7V108H6ZM8 109H10V108H8ZM8 109H7V110H8ZM40 109H42V108H40ZM232 109H233V108H232ZM232 109H228V111L231 113V112H232ZM248 109H250L249 106H248ZM10 110H11V109H10ZM10 110H9V111H10ZM12 110H13V109H12ZM42 110H43V109H42ZM56 110H57V108H56ZM62 110H63V109H62ZM62 110H60V112H62ZM74 110H75V108H74ZM80 110H81V109H80ZM200 110H202L203 113H204V111H207L206 108H205L204 110H203V109H200ZM200 110H199V111H200ZM236 110H237V109H236ZM242 110H243V108H242ZM242 110L240 111V112H241L240 114H242ZM244 110H245V109H244ZM250 110H251V109H250ZM0 111H1V108H0ZM9 111H7V112H9ZM29 111H30V110H29ZM29 111H27V112L30 113ZM33 111H35V110H33ZM36 111H37V110H36ZM78 111H79V110H78ZM96 111H97V110H96ZM194 111H195V110H194ZM234 111H235V110H234ZM1 112H2V111H1ZM4 112H5V110H4ZM11 112H12V111H11ZM64 112H65V110H64ZM197 112H198V111H197ZM246 112H247V109H246ZM12 113H13V112H12ZM31 113H32V112H31ZM31 113H30V114H31ZM39 113H40V112H39ZM58 113H59V112H58ZM58 113H57V114H58ZM80 113H81V112H80ZM194 113H196V111H195ZM243 113H244V111H243ZM247 113H248V112H247ZM1 114H2V113H1ZM3 114H5V113H3ZM3 114H2V115H3ZM9 114H11V113L9 112ZM199 114H201V113L199 112ZM232 114H233V113H232ZM240 114H239V115H240ZM2 115H1V116H2ZM6 115H8V114H6ZM11 115H12V114H11ZM31 115H32V114H31ZM31 115H30V116H31ZM35 115L38 116L37 113H36ZM50 115H51V113H50ZM58 115H60V113H59ZM81 115H82V114H80V116H81ZM83 115H85V114L83 113ZM185 115H186V114H185ZM196 115H197V114H196ZM242 115H243V114H242ZM245 115H246V114H245ZM8 116H9V115H8ZM8 116H5V118H6V117L8 118ZM36 116H35V117H36ZM54 116H52V118H53ZM60 116H61V115H60ZM60 116H59V118H60ZM130 116H131V114H130ZM199 116H200V115H199ZM246 116H248V115H246ZM35 117H34V118H35ZM57 117H58V116H57ZM57 117L55 116L56 119H57ZM75 117H76V118H75ZM231 117L233 118V115H232ZM243 117H244V116H243ZM0 118H1V117H0ZM37 118H38V117H37ZM37 118H36V121H37V123H39L40 121H39ZM49 118H50V117H49ZM81 118H82V117H81ZM118 118H119V117H118ZM118 118H117V119H118ZM128 118H129V117H128ZM229 118H230V117H229ZM229 118H228V120H229ZM244 118H245V117H244ZM53 119H54V118H53ZM61 119H62V118H61ZM61 119H60V120H61ZM84 119H87V117L84 118ZM125 119H126V118H125ZM234 119H236V120H235V121H236V125L234 124V125L237 127L236 130L240 132V131H241V130H240V127L238 128V125H237V120H238V114H237V113L234 115ZM240 119H241V118H240ZM242 119H243V118H242ZM247 119H248V117H247ZM253 119H255V118H253ZM253 119H252V120H253ZM3 120H4V119H3ZM3 120H2V122H3ZM20 120H21V119H20ZM27 120H28V123H29V118H27ZM27 120H26V118H25L26 123H27ZM60 120H59V121H60ZM82 120H83V119H82ZM120 120L122 121V119H120ZM248 120H249V119H248ZM250 120H251V119H250ZM4 121H7V122H5L4 124H1L2 122H1V119H0V124H1L0 126L3 127V125H5V124L7 125L8 120H4ZM18 121H19V119H18ZM25 121H24V122H25ZM38 121H39V122H38ZM54 121H55V120H51V130H50V131H52V128H53V127H52V125H53L52 122H54ZM80 121H81V120H79L78 122L80 123ZM83 121H84V120H83ZM118 121H119V120H118ZM126 121L129 122V120H126ZM233 121H234V120H233ZM235 121H234V123H235ZM16 122H17V121H16ZM19 122L21 123L22 121H19ZM24 122H22V123H24ZM34 122H35V120H34ZM48 122H49V121H48ZM62 122H64V121H62ZM123 122H125V121L123 120ZM127 122H125V123H127ZM194 122H195V121H194ZM197 122H198V121H197ZM197 122H196V123H197ZM240 122H241V120H240ZM31 123H32V122H31ZM59 123L62 124L61 122H59ZM32 124H33V123H32ZM40 124H41V123H40ZM40 124H38V125L41 126ZM129 124H130V123H129ZM198 124H199V123H198ZM239 124H240V123H239ZM16 125H17V124H15L14 126H16ZM20 125L22 126L23 124H20ZM26 125H28V124H26ZM36 125H37V124L32 125V127H31V125H30L29 128H28V126H26L27 129H26V131H25V135H26L27 140H32V138L34 137L33 132H32L34 129L32 130V128H34ZM54 125H56V122H55ZM54 125H53V126H54ZM58 125H59V124H58ZM78 125H79V124L77 123V127H76V126H75V127L78 128ZM124 125H126V124H124ZM225 125H227V124H225ZM225 125H223V126H224V129L228 130L227 127H225ZM234 125H233V127H234ZM240 125H241V124H240ZM33 126H34V127H33ZM39 126H36L35 128H37V127H39ZM48 126H49V125H48ZM64 126H65V125H64ZM64 126H63V127H64ZM67 126H68V125H67ZM69 126H68V127H69ZM126 126H130V125H128V123H127ZM16 127H17V126H16ZM56 127H57V126H56ZM68 127H65V128L67 129ZM73 127H74V126H73ZM75 127H74V129H75ZM13 128H14V127H13ZM13 128H12V129H13ZM20 128H21V127H20ZM20 128H19V129H20ZM22 128H24V127H22ZM22 128H21V129H22ZM54 128H55V127H54ZM54 128H53V130L55 131ZM65 128H64V129H65ZM69 128H70V127H69ZM230 128H231V127H230ZM242 128H243V127H242ZM246 128H247V127H246ZM250 128H251V127H250ZM4 129H5V128H4ZM37 129L41 130L40 127L37 128ZM57 129H58V128H57ZM61 129H62V128H61ZM71 129H72V128H71ZM234 129H235V128H234ZM2 130H3V128H2ZM13 130H14V129H13ZM62 130H63V129H62ZM231 130H232V129H231ZM245 130H247V129H245ZM0 131H1V128H0ZM7 131H8V130H7ZM16 131L18 132V128H17ZM16 131H13V132H16ZM222 131H223V130H222ZM256 131H257V130H256ZM3 132H4V131H3ZM10 132H12V131H10ZM10 132H9V134H10ZM36 132H37L38 135H40V131H36ZM38 132H39V133H38ZM61 132H62V131H61ZM234 132H236V131H234ZM257 132H260V134H261V132H264V130H263V129L261 130L260 128H258V131H257ZM52 133L54 134V132H52ZM58 133H59V132H58ZM64 133H65V131L63 132V134L61 133V134H62V137H63ZM205 133H206V132H205ZM237 133H238V132H237ZM242 133H243V132H242ZM244 133H245V132H244ZM248 133H249V132H248ZM248 133H245V135H244L243 137H245V136L248 137V136H249V135L247 136ZM255 133H256V132H255ZM3 134H4V133H3ZM15 134H18V133H15ZM19 134H20V132H19ZM19 134H18V137L20 136ZM44 134H45V132H44ZM53 134H52V136H53ZM203 134H204V133H203ZM239 134H240V133H239ZM23 135H24V133H23ZM23 135H22V136H23ZM25 135H24V137H25ZM32 135H33V136H32ZM48 135H49V134H48ZM204 135H205V134H204ZM206 135H207V134H206ZM242 135H243V134H242ZM1 136H3V135H1ZM13 136L16 138L15 135H13ZM22 136H20V138H22ZM36 136H37V135H36ZM44 136H46V134H45ZM5 137H8V132H6ZM14 137H13V138H14ZM24 137H23V142H27V140L24 141V139H26V138H24ZM56 137H60L59 140L62 138L61 136H58V135H57ZM56 137H55V138H56ZM203 137H204V136H203ZM211 137H212V136H211ZM211 137H210V138H211ZM233 137H234V136H233ZM233 137H232V138H233ZM8 138L10 139V137H8ZM15 138H14V139H15ZM37 138H38V137H36V139H37ZM39 138H40V137H39ZM39 138H38V139H39ZM51 138H53V137H51ZM88 138H89V137H88ZM205 138H206V136H205ZM205 138H204V139H205ZM11 139H12V138H11ZM56 139H57V138H56ZM94 139H95V138H94ZM94 139H93V140H94ZM206 139H207V138H206ZM206 139H205V140H206ZM242 139H243V138H242ZM246 139H247V138H246ZM33 140H34V139H33ZM33 140H32V141H33ZM44 140H45V139H44ZM50 140L52 141V139H50ZM53 140H54V138H53ZM177 140H178V138H177ZM244 140H245V138H244ZM248 140L252 141V140H251V136H250V139H248ZM18 141H19V140H18ZM32 141H31V144L33 143ZM34 141H36V140H34ZM41 141H42V140L40 139V143H41ZM51 141H49V142H50L49 145H51ZM96 141H97V140H96ZM206 141L209 142V141H211V140H206ZM54 142H55V141H54ZM176 142H177V141H176ZM179 142H180V140H179ZM179 142H178V143H179ZM212 142H213V141H212ZM215 142H216V141H215ZM19 143H21V141H20ZM43 143H45V142H43ZM55 143H56V142H55ZM21 144H22V143H21ZM24 144H25V143H23V145H24ZM26 144L29 146L28 142H27ZM210 144H211V143H210ZM214 144H215V143H214ZM27 145H24V147L27 146ZM38 145H39V142H38ZM38 145H37V146H38ZM21 146H22V145H21ZM37 146H36V147H37ZM19 147H20V146L16 147V149H18ZM45 147H46V146H45ZM48 147H50V146H48ZM48 147H47V149H49ZM53 147H54L55 150H56L55 144H53ZM21 148H23V147H21ZM21 148H20V149H21ZM28 148H29V147H28ZM28 148H27V149H28ZM41 148H42V147H41V145H40V149H41ZM51 148H52V147H51ZM23 149H26V147L23 148ZM27 149H26V150H27ZM36 149H39V148H36ZM40 149H39L38 152H40ZM102 149H103V148H102ZM116 149H117V148H116ZM123 149H124V148H123ZM11 150H12V149H11ZM13 150H14V149H13ZM13 150H12V152H14ZM29 150H31V149H29ZM29 150H27V151H29ZM33 150H34V149H33ZM17 151H18V150H17ZM20 151H21V150H20ZM22 151H23V150H22ZM31 151H32V150H31ZM45 151H46V149H45ZM108 151H109V150H108ZM260 151H261V150H260ZM41 152H42V151H41ZM55 152H56V151H55ZM114 152H115V151H114ZM261 152H262V151H261ZM6 153H7V152H6ZM6 153H5V156H6ZM9 153H10V151H9ZM21 153H22V152H21ZM25 153H26V151H25ZM33 153H34V152H33ZM108 153H109V152H108ZM16 154H17V153H16ZM19 154H20V153H19ZM29 154H30V153H29ZM57 154L59 155V154H61V153H57ZM57 154H56V157L58 156ZM109 154H110V153H109ZM109 154H108V156H109ZM111 154H112V153H111ZM167 154H168V152H167ZM10 155L12 156L13 154L11 153ZM14 155H15V154H14ZM17 155H18V154H17ZM38 155H39V154H38ZM52 155H53V153H52ZM61 155H62V154H61ZM260 155H261V153H260ZM260 155H259V156H260ZM7 156H8V155H7ZM20 156H21V155H20ZM23 156H24V155H23ZM23 156L20 157V158H23ZM35 156H37V155H35ZM53 156H54V155H53ZM59 156H60V155H59ZM37 157H38V156H37ZM167 157H169V159H172V158L170 157L169 154L167 155ZM8 158H9V157H8ZM8 158H7V157H6V158L3 157L2 159H0V160H1L0 162H2L3 160L5 161V159H8ZM14 158H16V156L13 157V159H14ZM20 158H19V159H20ZM33 158H34V157L28 155V152H27V153H26V156H25L24 159H23V160L25 161V163H24V164H20V163L18 162L19 159L17 158V159H18V161H17V162H18L17 165L20 164V166L22 165L21 167H23V166L25 167L26 165H31V166H33ZM43 158H44V157H43ZM43 158H42V159H43ZM57 158H58V157H57ZM57 158H56V159H57ZM105 158H106V159H109V158H107V155H106ZM240 158H241V157H240ZM240 158H238V161H239ZM259 158H260V157H259ZM17 159H15V160H17ZM37 159H38V158H37ZM37 159H35V160L37 161ZM50 159H53V158H50ZM54 159H55V156H54ZM54 159H53V160H54ZM58 159H59V158H58ZM58 159H57V161H58ZM260 159H261V158H260ZM15 160H13V161L16 163ZM35 160H34V161H35ZM44 160H45V159H44ZM46 160H47V158H46ZM48 160H49V159H48ZM48 160H47V161H48ZM167 160H168V159H167ZM4 161H3V162H4ZM7 161H8V160H7ZM13 161H12V164H11V162H9V165L12 166V165H13ZM24 161H23V162H24ZM36 161H35V162H36ZM47 161H44L45 164H43V165H42V162H43V161H40V164H38V165L35 166V175H36V178H35L34 181H37L36 179H38V177H39V178L42 177V178H44V180L47 182L46 184H48V182H50L49 180L52 181V180L54 179V173H52L53 171L51 172V169H53V168H51V169L49 170V168H50L49 166H51V164L48 166ZM57 161H54V162L52 163V165L55 164ZM112 161H113V160H112ZM244 161H245V160H244ZM59 162H60V161H59ZM103 162H105V161H103ZM262 162H263V161H262ZM15 163H14V164H15ZM168 163H169V162H168ZM259 163H260V162H259ZM56 164H57V163H56ZM103 164H104V163H103ZM166 164H167V163H166ZM241 164H244V163L241 162ZM58 165H59V163H58ZM58 165H57V166H58ZM60 165H61V164H60ZM60 165H59V166H60ZM83 165L85 166L86 163L83 164ZM83 165H81V166L83 167ZM104 165H105V164H104ZM106 165H108V164H106ZM239 165H240V164H239ZM0 166H1V167L4 166V169H5L6 164H4L3 166H2V164H1ZM11 166H10V167H11ZM20 166L18 165V167H20ZM57 166H56V167H57ZM59 166H58V167H59ZM81 166H80V168H81ZM263 166H264V165H263ZM14 167L16 168V166L13 165V168H14ZM27 167H30V166H27ZM27 167H26V168H27ZM53 167L56 168L55 166H53ZM62 167H63V164H62ZM182 167H183V166H182ZM259 167H262V166L259 164ZM6 168H9V166H7ZM26 168H25V169H26ZM84 168H86V167H84ZM87 168H88V166H87ZM87 168H86V170H84V171H87ZM127 168H128V167H127ZM183 168H184V167H183ZM263 168H264V167H263ZM4 169L1 168L0 171L2 170V172L5 173V172L3 171ZM16 169H17V168H16ZM25 169L23 170V172H22V171L20 172V170H18L19 172H16L15 169H13V170H14L16 173H18V175L20 176V173H21V175H22V173H25L24 171H27V170L30 169V168H28V169H26V170H25ZM56 169H57V168H56ZM76 169H77V168H76ZM102 169H103V168H102ZM9 170H10V169H9ZM13 170L11 169V171H13ZM30 170H31V169H30ZM62 170L64 171V169H62ZM127 170H128V169H127ZM6 171H7V169H6ZM101 171H102V170H101ZM182 171H184V170H182ZM15 172H14V173H15ZM44 172H45V173H44ZM58 172H60V171H58ZM3 173H2V174H3ZM14 173H13V174H14ZM16 173H15V174H16ZM43 173H44V174H43ZM55 173H56V172H55ZM64 173H65V172H64ZM84 173H85V172H84ZM86 173H87V172H86ZM143 173H144V172H143ZM192 173H193V172H192ZM5 174H8V171H7V173H5ZM13 174L11 173V175H13ZM132 174L135 176L134 173H132ZM3 175H4V174H3ZM24 175H26V174H23V177H24ZM59 175L61 176L60 173H59ZM62 175H63V172H62ZM84 175H86V174H84ZM84 175H83V176H84ZM1 176H2V175H1ZM1 176H0V182H1V178H2V177L4 178V176H2V177H1ZM6 176H8V175H6ZM6 176H5V177H6ZM19 176H18L17 181H18V180L20 181ZM60 176H59V177H60ZM86 176H87V175H86ZM208 176H209V175H208ZM12 177H14V176H12ZM23 177H22V178H23ZM7 178H8V177H7ZM14 178H15V180H16L17 176L14 177ZM55 178H56V176H55ZM82 178H83V177H82ZM169 178H171V177L169 176ZM206 178H207V177H206ZM4 179L6 180V178H4ZM23 179H24V178H23ZM25 179H26V178H25ZM33 179H34V177L32 178V181H33ZM56 179H58V177H57ZM84 179H85V178H84ZM9 180H10V182L12 181V179H9ZM13 180H14V179H13ZM39 180H40V179H39ZM207 180H209V179H207ZM25 181H26V180H25ZM41 181H42V179L40 180V182H41ZM55 181H56V180H55ZM58 181H59V180H58ZM211 181H213V180H211ZM2 182H3V181H2ZM13 182H14V181H13ZM15 182H16V181H15ZM20 182H23V183H24V180H22V181H20ZM38 182H39V181H38ZM40 182H39V183H40ZM52 182H53V181H52ZM52 182H51V184H52ZM60 182H61V181H60ZM82 182L85 183L84 181H82ZM6 183H7V184H6ZM8 183H9V182H8V180H7V182H5V183H3V184H1V185H4V184L8 185ZM18 183H19V182H18ZM18 183H17V184H18ZM34 183H35V182H34ZM44 183H45V182H44ZM55 183H56V182H55ZM86 183H87V182H86ZM86 183H85V184H86ZM14 184H15V183H14ZM46 184H45V185H46ZM56 184H57V183H56ZM61 184H62V183H61ZM61 184H60V185H61ZM64 184H65V182H64ZM130 184H131V183H130ZM202 184L206 185V184H205V180H204V183H202ZM30 185H31V183H30ZM36 185H37V184H36ZM40 185H41V184H40ZM53 185H54V184H53ZM207 185H210V183L207 182ZM207 185H206V187H207ZM4 186H5V185H4ZM9 186H10V184H9ZM9 186H8V187H9ZM15 186H16V185H15ZM41 186H42V185H41ZM58 186H59V185H58ZM58 186H57V187H58ZM62 186H63V185H62ZM62 186H61V187H62ZM85 186H86V185H85ZM87 186H88V185H87ZM144 186H145V185H144ZM5 187H7V186H5ZM10 187H13V186L11 185ZM19 187H20V186H18V188H16V189L19 190ZM32 187H33V186H32ZM35 187H36V186H35ZM35 187H34V189H35ZM37 187H39V185H37ZM43 187H45V186H43ZM46 187H48V186H46ZM46 187H45V189H46ZM51 187L54 188L55 186H52V185H51ZM57 187H56V188H57ZM82 187H83V186H82ZM209 187H210V186H209ZM209 187H208V188H209ZM0 188H1V187H0ZM13 188H14V187H13ZM48 188H49V191H48L47 189H46V191H48L49 197H50V199H51V197H52L53 195H51L50 193H51L53 190L50 191L51 188H50V187H48ZM142 188H143V187H142ZM201 188H204V187H201ZM2 189H3V190H6V189L3 188V186H2ZM10 189H11V188H10ZM30 189H31V187H30ZM34 189H33V190L31 189V190H32V193H33V191H35ZM36 189H37V188H36ZM58 189H59V188H58ZM58 189H57V190H58ZM84 189H85V188H84ZM54 190H55V188H54ZM60 190H61V189H60ZM60 190H59V191H60ZM80 190H83V189H80ZM210 190H211V189H210ZM11 191H12V190H11ZM11 191H10V192H11ZM16 191H17V190H16ZM20 191H21V190H20ZM20 191H18V192H20ZM28 191H29V189H28ZM40 191H41V188H40ZM142 191H143V190H142ZM203 191H205V190H203ZM0 192H1V190H0ZM2 192H3V191H2ZM12 192H14V191H12ZM38 192H39V191H38ZM80 192H81V191H80ZM143 192H145V191H143ZM206 192H207V191H206ZM210 192H211V191H210ZM3 193H4V192H3ZM14 193H15V192H14ZM7 194H8V193H6V195H7ZM142 194H143V193L141 192V195H142ZM172 194H174V193H172ZM172 194H169V197H170V195L172 196ZM255 194H256V193H255ZM2 195H3V194L0 195V197L2 198V200H3L4 198L10 197V195L12 196V194H10L9 196L7 195V197H4V196H6L5 193H4L3 196H2ZM17 195H20V198H19V199L21 200L20 204H19V202L17 203L16 201H14V202H12V203H13V205L17 203V204L19 205V209H20V210H19V211H18V210H17V211L13 210V211H15V212H13V213H14L13 216H11L10 214H7L8 216L6 217V220H5V221H8V223L11 224V223H13V222H11V220L13 219L14 222L16 223V224H13V225L16 226V230L18 231V230H19V227H21V228H26V227H29V224L31 225L30 221H29V223H28V221H27L28 218H27V217H30V216H31V214H30L28 211H29L30 206H31L30 204H32L31 201H33V200H32L31 198H32L33 196L30 195L29 192H21V193H18ZM174 195H175V194H174ZM174 195H173V196H174ZM30 196H32V197L30 198ZM37 196H38V194H37ZM42 196H43V195H42ZM142 196H143V195H142ZM208 196H209V194H208ZM3 197H4V198H3ZM18 197H19V196H18ZM34 197H35V196H34ZM40 197H41V194H40ZM40 197H38V198L40 199ZM60 197H61V196H60ZM88 197H89V196H88ZM212 197H213V196H212ZM1 198H0V200H1ZM36 198H37V197H35V199H36ZM38 198H37V199H38ZM171 198H172V197H170V201L172 200ZM173 198H174V197H173ZM255 198L258 199L259 197L256 196ZM11 199H12V198H11ZM13 199H14V198H13ZM17 199H18V198H17ZM19 199H18V201H20ZM37 199H36V200H37ZM39 199H38V201H36V206L39 205V204H37V203L39 202ZM41 199H42V198H41ZM178 199H179V197H178ZM14 200H15V199H14ZM42 200H43V199H42ZM42 200H40V202H41ZM185 200H186V198H184V203H185ZM7 201L11 202L10 199H8ZM88 201H89V199H88ZM172 201H173V200H172ZM180 201H181V199H180ZM186 201H187V200H186ZM3 202H4V201H0V205H1ZM15 202H16V203H15ZM86 202H87V199H86V201H84L83 205H85V206L87 207ZM173 202H174V201H173ZM173 202H172V203H173ZM6 203H7V204H4V203H3V204L5 205V207H6V205L8 206V202H6ZM48 203H49V202H48ZM89 203H90V202H89ZM89 203H88V206H89ZM172 203H171V204H172ZM174 203H175V202H174ZM176 203H177V202H176ZM249 203H250V202H249ZM258 203H259V202H258ZM3 204H2V205H3ZM33 204H35V203H33ZM250 204H251V203H250ZM18 205H17V207H18ZM41 205H42V204H41ZM172 205H173V204H172ZM175 205H176V204H175ZM175 205H174V206H175ZM181 205H184V204H181ZM218 205H219V206H222V205H220L219 203H218ZM254 205H256L255 207H257V210H258V206H257V204L255 203ZM258 205H260V204H258ZM262 205H263V204H262ZM10 206L12 207L11 204H10ZM34 206H35V205H34ZM85 206H84V207H85ZM219 206H218V208H219ZM249 206H250V205H249ZM260 206H261V205H260ZM0 207L2 208L3 206H0ZM5 207H4V210L7 208V207H6V208H5ZM38 207H39V206H38ZM38 207H37V210H39L40 208H42V207H39V209H38ZM82 207H83V206H82ZM92 207H93V206H92ZM253 207H254V206H253ZM253 207H252V208H253ZM1 208H0V210H1V211H4V210H2ZM13 208H14V207H12V209H13ZM33 208H34V207H33ZM170 208H172V207H170ZM174 208H175V207H174ZM174 208H173V209H174ZM179 208H180V207H179ZM226 208H227V207H226ZM12 209L9 210V212L12 211ZM15 209H16V208H15ZM35 209H36V207H35ZM44 209H45V208H44ZM51 209H52V208H51ZM51 209H50V210H51ZM90 209H91V208H90ZM176 209H177V208H176ZM180 209H181V208H180ZM229 209H230V212H231L232 210H233L232 212H234V209H233V208H232V209L229 208ZM250 209H251V207H250ZM260 209H261V208H260ZM260 209H259V210H260ZM6 210H7V209H6ZM6 210H5V211H6ZM31 210H32V208H31ZM37 210H35V211H37ZM41 210H42V209H40L39 211H41ZM170 210H171V209H170ZM181 210H182V209H181ZM184 210H185V209H184ZM184 210H183V211H184ZM186 210H187V209H186ZM206 210H208V209H206ZM223 210H224V207H223ZM227 210H228V209H227ZM253 210H254V209H253ZM259 210H258V211H259ZM1 211H0V212H1ZM33 211H34V209H33ZM39 211H37V213H38ZM51 211H52V210H51ZM51 211H50V212H51ZM177 211L180 212V215H181V213H182V215H183V213L186 212V211L181 212L180 210H177ZM177 211H176V212H177ZM251 211H252V210H250V212H251ZM254 211H256V210H254ZM260 211H261V210H260ZM7 212H8V211H7ZM31 212H32V211H31ZM41 212L43 213V211H41ZM172 212H174V211H172ZM176 212H175V216H177V217H176L177 222H180V223H181V221H182L183 219H182V217H180L182 220L180 219L181 221H178V217H179V216H178V213H179V212H177V213H176ZM210 212H211V211H210ZM230 212H229V213H230ZM232 212H231V213H232ZM235 212H236V211H235ZM1 213L3 214V212H1ZM5 213H6V212H5ZM19 213H20V214H19ZM27 213H29V214H27ZM42 213H41V216H43ZM207 213H208V211H207ZM224 213H225V211H224ZM251 213H252V212H251ZM251 213H250V215H252V217H253L255 212H254L253 214H251ZM259 213H260V212H259ZM259 213H258V214H259ZM261 213L264 214L263 212H261ZM261 213H260V214H261ZM11 214H12V212H11ZM26 214H27V215H26ZM32 214H33V213H32ZM47 214H48V213H47ZM49 214H50V213H49ZM172 214H173V213H172ZM176 214H177V215H176ZM185 214H188V215H187L188 218H186V219H188V221L190 220V221L193 222V218H194L193 216H192V217H193L192 220L189 219V217H191V216L189 215V211H188V213H185ZM185 214H184V215H185ZM190 214H191V213H190ZM209 214H210V213H209ZM221 214H222V212L220 213V215H221ZM225 214L227 215V213H225ZM232 214H234V213H232ZM235 214H236V213H235ZM258 214H257V215H258ZM260 214H259V216L261 217ZM17 215H20V216H17ZM37 215H38V214H37ZM39 215H40V214H39ZM39 215H38V216H39ZM50 215H51V214H50ZM226 215H224V217H221V216H223V215H221L220 217L223 218V220H224V219L227 217ZM248 215H249V214H248ZM257 215H256V216H257ZM3 216H4V214H3ZM32 216H33V215H32ZM171 216H173V215L170 214V217H171ZM185 216H186V215H185ZM229 216H230V218H231L233 215H232V216L229 215ZM234 216H235V215H234ZM234 216H233V219L231 218V221H229V223H227V224H230V225H231V222L235 223L236 218H234ZM34 217H35V215H34ZM39 217H40V216H39ZM263 217H264V215H263ZM11 218H12V219H11ZM26 218H27V220H26ZM35 218H36V217H35ZM35 218H34L33 221H35V220L37 221V219H39V218H37V219H35ZM174 218H175V217H174ZM227 218H228V217H227ZM230 218H228V219H230ZM249 218H251V216H249ZM261 218H262V217H261ZM2 219H4V218L1 216V220H2ZM31 219H33V217H30L29 220H31ZM40 219H41V217H40ZM43 219H44V218H43ZM48 219H49V218H48ZM171 219H172V218H171ZM184 219H185V217H184ZM186 219H185V221H186ZM210 219H212V218H210ZM253 219H255V216H254ZM256 219H258V218L256 217ZM263 219H264V218H262V219H260V220L264 221ZM1 220H0V221H1ZM13 220H12V221H13ZM207 220H208V219H207ZM225 220H226V219H225ZM233 220H234V221H233ZM260 220H257V221H260ZM3 221H4V220H3ZM5 221H4V222H5ZM26 221H27V223H26ZM36 221H35V222H36ZM190 221H189V222H190ZM250 221H254V220H251V219H250ZM262 221H260L259 223H261ZM1 222H2V221H1ZM1 222H0V223H1ZM40 222H41V221H40ZM40 222L38 221V223H40ZM172 222H173V221H172ZM224 222H225V221H224ZM17 223L20 224V225H18ZM36 223H37V222H36ZM36 223H35V225H36ZM174 223H175V222H173V224H174ZM180 223H179V225H180V228H181V224H182V223H181V224H180ZM186 223H187V222H186ZM255 223H256V222H255ZM255 223H251V224H255ZM257 223H258V222H257ZM262 223H263V222H262ZM262 223H261V225H262ZM1 224H2V223H1ZM5 224H6V225H4V226H7V223H6V222H5ZM26 224H27V225H26ZM33 224H34V223H32V225H31L32 228L34 227ZM173 224H172V225H173ZM188 224H189V225H192L193 223H191V224L188 223ZM194 224H195V223H194ZM224 224H225V223H224ZM237 224H238V223L236 222V225H237ZM251 224H250V225H251ZM13 225H10V226L13 227ZM17 225H18L19 227H17ZM179 225H178V227H176L175 225H173V226L176 227V228H179ZM182 225H184V224H182ZM195 225H198V224H195ZM214 225L216 226V229L212 228L210 225H209V227H211L212 230L214 229L215 231H217V228L220 229L219 227H221V226H222V228H223V225H218L219 227H217V224H216V223H215ZM230 225H229V226H230ZM234 225H235V224H234ZM234 225H232V227H234V228L236 227V228H237L238 225H237V226H236V225L234 226ZM263 225H264V224H263ZM4 226H3V227H4ZM10 226L5 227V229L8 230V229L12 228V227H10ZM212 226H213V225H212ZM215 226H214V227H215ZM224 226H225V225H224ZM254 226H256V225H254ZM1 227H2V226H1ZM1 227H0V228H1ZM9 227H10V228H9ZM174 227H173V229H174ZM184 227L186 228V226H184ZM184 227H183L182 229H185ZM194 227H195V226H193V228H194ZM226 227H228V226L226 225ZM17 228H18V229H17ZM21 228H20V229H21ZM35 228H37V227H35ZM40 228H41V227H40ZM200 228H201V227H200ZM222 228H221V229H222ZM228 228H229V231H230V228H231V227H228ZM236 228H235V229H236ZM245 228H246V227H245ZM252 228H253V227H252ZM255 228H256V227H254L253 231L255 230ZM259 228H260V227H259ZM259 228L257 227V230H258ZM12 229H13V228H12ZM30 229H31V228H30ZM33 229H34V228H33ZM38 229H39V228H38ZM44 229H45V227H44ZM46 229H47V228H46ZM197 229H199V228H198V227H197L196 229L194 228V230H196V231H195L196 233L200 230V229H199V230H197ZM223 229H224V228H223ZM225 229H226V228H225ZM225 229H224V230H225ZM250 229H251V228H250ZM1 230H3L2 232L5 231L4 229H1ZM1 230H0V232H1ZM21 230H22V229H21ZM28 230H29V229H28ZM40 230H41V229H40ZM131 230H132V229H131ZM131 230H130V231H131ZM188 230H192V228H191V229H188ZM233 230H234V229H233ZM233 230H232V231H233ZM247 230H248V228H247ZM257 230H256L255 232H257ZM263 230H264V229H263ZM14 231H15V229H14ZM14 231H13V232H14ZM22 231H23V230H22ZM24 231H25V230H24ZM130 231H129V233H131ZM178 231H180V230H178ZM192 231H193V230H192ZM192 231H191V232H192ZM218 231H219V230H218ZM218 231H217V233H218ZM220 231H223V230H220ZM220 231H219V232H220ZM234 231H235V230H234ZM234 231H233V232H234ZM253 231L251 232V234L254 233ZM2 232H1V233H2ZM5 232H6V231H5ZM9 232H11V236H12V237H14L16 234L19 233V231H18V233L16 232V234L13 236V235H12V233H13L12 230L9 231ZM26 232H27V231H26ZM29 232H30V231H28V233H29ZM182 232H183V231H182ZM184 232L187 233V234H186V235H187V238H188V237L191 238L190 236H191L192 233H191L190 231H189L190 233L187 232V230H186V231L184 230ZM193 232H194V231H193ZM201 232H202V231H201ZM201 232L198 233V236L200 235V237H201V234H202ZM224 232L226 233V230H225ZM260 232H261V231H260ZM7 233H8V232H7ZM22 233H23V232H22ZM24 233H25V232H24ZM37 233H38V232H37ZM37 233H36L35 235L38 236L37 238H40L39 235H37ZM48 233H49V232H48ZM180 233H181V232H180ZM188 233H189V236H188ZM200 233H201V234H200ZM217 233H216V234H217ZM221 233H223V232H221ZM221 233H220V234H221ZM235 233H236V231L234 232V235H235ZM249 233H250V232H249ZM249 233H248V234H249ZM20 234H21V232L19 233V236H20ZM25 234H26V233H25ZM32 234L34 235L33 231H32ZM32 234H31V232H30L29 237H30V236H33ZM38 234H39V233H38ZM177 234H178V233H177ZM193 234H194V233H193ZM213 234H214V233H213ZM228 234H231V233L228 232L227 235H226L227 239L229 240L231 237L229 238ZM259 234H260V233H259ZM5 235H6V234H5ZM5 235H4V237H5ZM21 235H22V234H21ZM40 235H43V234L40 233ZM48 235H50V234H48ZM175 235H176V233H175ZM194 235H195V234H194ZM218 235H219V234H218ZM218 235H217V236H218ZM234 235H233V236H234ZM237 235H238V234H237ZM237 235H236V237L234 236V238H236V240L239 239L240 242H241V241L243 242V240H241V239H242V236L239 235V237H241V239H240V238H237V237H238ZM255 235H257V234H255ZM1 236H2V235H1ZM1 236H0V237H1ZM7 236H8V234H7ZM7 236H6V237H7ZM181 236H182V235H181ZM183 236H185V234H184ZM214 236H215V235H214ZM221 236H222V235H221ZM224 236H225V234H224ZM231 236H232V234H231ZM253 236H254V235H253ZM16 237H17V236H15V238H16ZM20 237H21V236H20ZM22 237H26V238H25V241L28 240L26 243H28L29 240L31 239V238H29V237L26 236V235H25V236L22 235ZM33 237H34V236H33ZM42 237H43V236H42ZM176 237H177V235H176ZM196 237H197V235H195V237L193 236L192 238H194V240H195ZM203 237H204V236H203ZM2 238H3V237H2ZM10 238H11V237H9V240H10ZM27 238H28V239H27ZM49 238H50V237H49ZM178 238H179V237H178ZM183 238H184V237H183ZM183 238L181 237V239H183ZM192 238H191V239H192ZM204 238H205V237H204ZM216 238H217V237H216ZM234 238L232 237V239H234ZM253 238H254V237H253ZM253 238H252L251 240H253ZM13 239H14V238H13ZM26 239H27V240H26ZM185 239H186V238H185ZM185 239L180 240V242H179V244L182 245V246L184 245V247H185V245H186V244H185V241H189V239H186V240H185ZM199 239H200V238H199ZM199 239L196 238L195 244L198 243L199 245H201L200 243L202 242V239H200V240H201L200 242H197ZM218 239H219V238H218ZM232 239H230V240H232ZM259 239H260V238H259ZM11 240H12V239H11ZM22 240H23V242H24V239H23V238L21 239V241H22ZM33 240H34V239H33ZM33 240H31V242H35V240H34V241H33ZM36 240H37V239H36ZM42 240H43V239H42ZM216 240H217V239H216ZM221 240H222V238L220 239V241H221ZM228 240H227V241H228ZM230 240H229V241H230ZM239 240H238V241H239ZM251 240H250V241H251ZM260 240L262 241V239H260ZM3 241H4V240H3ZM6 241L9 242L8 240H5V242H6ZM17 241H18V240H17ZM17 241H16V242H17ZM19 241H20V240H19ZM19 241H18V243H19ZM21 241H20V243H22ZM38 241H40V239H39ZM47 241H48V240H47ZM192 241H193V239H192ZM204 241H205V239H204ZM224 241H225V240H223V242H224ZM253 241H254V240H253ZM255 241H256V240H255ZM1 242H2V241H1ZM12 242H13V240H12ZM16 242H15V244H16ZM45 242H46V241H45ZM212 242H214V241H212ZM218 242H219V241H218ZM234 242H235V244H236V245L233 244L234 247H232V244L230 243V245H231L230 248H231V247L233 248L232 251H233V250L235 251V250H236L235 246H237L238 243H240V242L236 243V241H234ZM40 243H41V242H40ZM40 243H39V244H40ZM43 243H44V242H43ZM43 243H41V244H43ZM189 243H190V242H189ZM227 243H229V242H227ZM259 243H261V242H259ZM6 244H7V243H6ZM6 244H4V242H3V246H4L5 248H8V247L5 246ZM8 244H9V243H8ZM35 244H37V242H36ZM192 244H193V246H195L193 242H192ZM198 244H197V245H198ZM224 244H225V242H224ZM249 244H250V243H249ZM18 245H20V244H18ZM23 245H24V243H23ZM28 245H29V243H28ZM28 245H27V246H28ZM30 245H31V244H30ZM30 245H29V247H30ZM43 245H44V244H43ZM49 245H50V244L47 243V246H49ZM197 245H196V246H197ZM204 245H205V244H204ZM239 245L241 246L242 243L239 244ZM239 245H238V246H239ZM3 246H2V243H1V248H3ZM25 246H26V245H25ZM27 246H26V247H27ZM38 246H39V245H37V246L35 245L36 250H37L38 248H40V247H38ZM41 246H42V245H41ZM50 246H51V245H50ZM193 246H192V247H193ZM196 246H195V247H196ZM226 246H227V245H224V248H226ZM228 246H229V245H228ZM243 246H244V244H243ZM243 246H241V247H242L243 250H244L246 246H245V247H243ZM248 246H249V245H248ZM31 247H33V245H32ZM37 247H38V248H37ZM43 247H44V246H43ZM52 247H53V246H52ZM56 247H57V246H56ZM188 247L190 248V245H189ZM200 247H201V246H200ZM19 248H20V247H19ZM41 248H42V247H41ZM122 248H124V247H122ZM128 248H129V247H128ZM180 248H181V247H180ZM189 248H188V249H189ZM196 248L198 249L199 246H197ZM204 248H205V246H204ZM224 248H223V249H224ZM228 248H229V247H228ZM234 248H235V249H234ZM237 248H240V247H237ZM3 249H4V248H3ZM30 249L32 250L33 248H30ZM34 249H35V248H34ZM42 249H44V250H43L44 252L42 251V253H44V254H42V255H43L45 258H47L46 256H48V258H51L52 256H54L53 258H55V256H58V255H57V254H58V253H57L58 251L56 252L57 254L55 253L54 255L49 256V255H51L52 253L50 252V253H51V254H50V253H48V251H47V253H45V248H42ZM183 249H184V248H183ZM240 249H241V248H240ZM0 250L2 251V249H0ZM6 250H7V249H6ZM20 250H21V249H20ZM27 250H28V247H27ZM39 250H40V249H39ZM51 250H52V249H51ZM115 250H116V249H115ZM178 250H180V249L178 248ZM189 250H190V249H189ZM189 250H186V248H185V254H186V256H185V260H186V264H187V262H188V264H202V262H200V261L202 260V259L200 260V257L202 256V255L200 256V254L202 253V252H201L202 248H200V254L198 253L199 256H200V257H199V260H200V261H197L198 259H197V260H196V259L194 260V259H193V254L191 255V253H189ZM206 250H207V251H205V250L203 249V251L208 252L207 247H206ZM225 250H226V251H230V250H228L227 248H226ZM245 250H246V249H245ZM254 250H255V249H253V252H254ZM4 251H5V250H4ZM4 251H2V252H4ZM49 251H50V250H49ZM61 251H62V250H61ZM118 251H119V250H118ZM120 251H121V250H120ZM193 251H194V252L196 251L195 248H194V250L192 249L191 252H193ZM221 251H222V250H221ZM5 252H6V251H5ZM37 252H38V251H37ZM198 252H199V251H198ZM209 252H210V250H209ZM209 252H208V253H209ZM28 253H29V252H28ZM28 253H27V254H28ZM30 253H32V252H30ZM118 253H119V252H117V254H118ZM120 253H121V252H120ZM239 253H241V254H239ZM243 253H244V255H243V257H242L243 259H242L240 262H239V260H238L239 263H237V261L235 262V260H237V258L241 259V256H242V252L238 251V256H239V255H240V256L238 257V256L236 255V257H235L236 259H234V262H235L234 264H236V263H237V264H247V263L250 264L249 262H250V261H253L254 258H253L252 260H250V256H249L248 251H247V252L244 251ZM247 253H248V254H247ZM37 254L40 255L41 252H40V254H39V252H38ZM46 254H47V255H46ZM121 254H123V253H121ZM202 254H204V252H203ZM29 255H30V254H29ZM29 255H28V256H29ZM35 255H36V252H35L34 256H35ZM45 255H46V256H45ZM64 255H65V254H64ZM119 255H120V254H119ZM128 255H129V254H128ZM206 255H207V254H206ZM4 256H5V255H4ZM32 256H33V254H32ZM32 256H31V257H32ZM60 256H61V255H60ZM65 256H66V255H65ZM120 256H122V255H120ZM194 256H195V255H194ZM204 256H205V254L203 255V257H204ZM208 256H209V254H208ZM208 256H207V258H208ZM257 256L259 257V255H257ZM1 257L3 258V256H1ZM29 257H30V256H29ZM35 257H36V256H35ZM40 257H41V256H40ZM44 257H43V258H44ZM195 257L197 258V256H195ZM195 257H194V258H195ZM210 257H212V256L210 255L209 258H210ZM255 257H256V252H255ZM258 257H256V258L254 259V260H255L254 263L257 261L256 259H257ZM37 258H38V257H37ZM53 258H51V259L54 260ZM65 258H66V257H64V259H65ZM116 258H117V257H116ZM144 258H145V257H144ZM201 258H202V257H201ZM213 258H214V257L211 258V259L213 260L211 264H213L214 261L216 262L215 259H216L217 257H216L215 259H213ZM4 259H5V257H4ZM27 259L29 260V258H27ZM32 259H33L32 262H34V258H32ZM124 259L127 261V259H126L125 257H124ZM128 259H129V258H128ZM203 259H205V257H204ZM247 259H249L250 261L248 260V262H247ZM47 260H48V259H47ZM49 260H50V259H49ZM56 260H57V259H56ZM110 260H111V259H110ZM110 260H109V261H110ZM120 260H121V259H120ZM125 260H123V261L125 262ZM5 261H6V260H5ZM40 261H41V260H40ZM45 261H46V260H45ZM105 261H106V260H105ZM109 261H108V262H109ZM204 261H206V260H204ZM217 261H218V260H217ZM221 261H222V260H221ZM1 262H2V261H1ZM27 262H28V261H27ZM41 262H42V261H41ZM49 262H50V261H49ZM56 262H57V261H56ZM102 262H103V261H102ZM106 262H107V261H106ZM106 262H103V263H106ZM108 262H107V263H108ZM116 262H117V261H116ZM128 262H129V261H128ZM208 262H210V261L207 260V263H206V262H203V263H204V264H205V263L208 264ZM219 262H220V261H219ZM6 263H7V262H6ZM29 263H30V262H29ZM36 263H37V261H36ZM58 263H59V262H58ZM73 263H74V262H73ZM111 263H112V262H111ZM113 263H114V262H113ZM216 263L219 264L218 262H216ZM251 263H253V262H251ZM254 263H253V264H254ZM256 263L258 264L259 262H256ZM3 264H4V263H3ZM48 264H49V263H48ZM59 264H64V263H59ZM69 264H72V263H69ZM124 264H125V263H124ZM127 264H128V263H127ZM222 264H225V263L222 262Z\"/></svg>","mask_w":264,"mask_h":264}]
</instances>
